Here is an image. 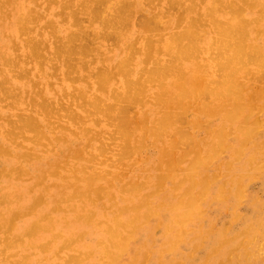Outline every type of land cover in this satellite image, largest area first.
Listing matches in <instances>:
<instances>
[{
	"label": "rangeland",
	"instance_id": "374dc122",
	"mask_svg": "<svg viewBox=\"0 0 264 264\" xmlns=\"http://www.w3.org/2000/svg\"><path fill=\"white\" fill-rule=\"evenodd\" d=\"M1 1H6V0H1ZM22 1V2H21ZM25 1V2H24ZM57 2H55V1H53V0H10V3H9V5L7 4V3H4V6L5 7H3L2 5V3H0V5L2 6L1 7V11L2 12H5V13H2V12H0V13H2V14H0V50H6V53L8 54V52H9V55H8V57H6L7 59L9 58V60H11V62H13V63H15V61L16 62H18V63H16V65L18 64V68H17V66H14L13 65V63H11V62H9V63H11V64H7V65H5V64H3V62H2V60L0 59V71L2 72H0V79L2 80H5V81H7V83L5 82V81H3V82H1L0 81V153H3L4 152V150L6 151L4 154H0V169L1 168H5L6 167V170H4V171H6V172H3V169L2 170H0V173H1V175H0V201H3L2 203H0L1 205H0V213H1V215H0V264H14V263H17L16 261H20L19 263L20 264H23L24 262L26 263V264H28L29 262L31 263V264H67V262H68V264H72L71 262H70V259H68V258H70V255H74V253L75 252H73L72 251V249H74V241H75V237H74V235H72V234H67V233H64V235H62V237L60 236V237H58L57 238V241L55 240V241H53V240H51L52 239V235H55L56 234V230H55V232L54 231H50V232H44V233H41V237H42V239H41V241L40 242H38L37 243V245H35V247H24V244H22V242H24V241H28L29 240V237L30 236H28V235H26V234H28V233H30V230H33V229H31V228H34V227H36V226H34L36 223H38L39 222V225H41V227L42 226H44V225H46V222H48V220L46 219L45 221H42V219H44V216H47L48 218H49V216H51V218L50 219H52L53 220V218L55 219V218H57V217H61V213H65V214H68V216H69V218L70 219H73V221H77L78 220V218L79 217H81V218H79L80 220H78V222H80L81 224H83V227H82V229L81 230H79V234H82V236H84L85 234H86V236L88 237V239L89 240H91V241H94V236H95V233H92L91 232V230L89 229V228H87V227H85V222L87 221V222H89L88 221V217H90L91 216V213H89V212H91V210H90V208L88 209V208H85V210L84 211H80V212H78V211H75V209H74V207H73V205H74V203L75 202H77L78 200H79V198H78V196H79V194H80V198H81V200H83L84 201V203H86V204H88V205H90V201H91V205L93 206V207H96V208H99V207H102L103 208V210H105L106 212H107V215H109V216H111L112 215V213H113V215H115V214H117L116 212H117V210H118V204H116L115 202V200H114V198L113 197H116L117 195H116V192L118 191V190H120L121 188L123 189V188H125V189H129L130 188V186H131V184H132V188L133 187H138L139 188V185L141 186V185H143V183H142V181L143 182H145L146 180V182H145V186L143 187L142 186V188H140L139 190H138V192H137V199L136 200H128V201H124L123 203H122V205L124 206V208H126V209H129V208H127L126 206H128V207H133V205H134V203L136 204L134 207H141L140 209H139V212H140V214L141 215H145L146 214V212H147V208H152V207H154V206H157L158 207V205H161L162 203H164V202H166L167 200H169V201H171V199L173 200V199H175L176 201H185L186 199H188L190 196H189V194L190 193H192L193 191H198L199 189H200V187H198L199 186V183H200V178H204V176L207 174V176L209 177H207L206 176V179H204V180H206V181H208V182H212V179H213V181H214V178H215V175H217V176H219L220 174V176H222V179H221V182L220 183H222V184H224V182H225V184H228V186H227V189H230L231 190V188H232V186L234 185V183H236V181L235 180H237V178H239V176H242L243 178L244 177H246L245 175H248V178L249 179H251L252 178V175H253V172H252V170L254 169V164H252L251 162H250V159L249 158H252V156L253 155H256V154H258L259 152H260V150H263L264 151V114L261 112V110H263V108L260 106L259 107V109H258V113L259 114H257L258 115V120L260 121V122H263V124H262V136H260V137H258V138H256L254 141H252V143H251V141H249V144H246V147L244 148V150H243V155H242V157H240L238 160L235 158L236 157V155H235V153H236V150H235V146L233 147V146H230V148H229V150L226 152V153H228V154H223L221 157H215L218 161H216L215 159H214V161H213V164H208L207 166L208 167H206V169L205 170H202L201 172L200 171H197V172H195L196 174H194L193 172H194V163H195V161H196V159H203V158H206L207 157V159L208 158H211L210 157V155H213L214 153H216L215 152V150H216V142H217V140H218V138L220 137V135L223 133V132H221L222 130L221 129H223V131L225 130L224 128H229V130H230V128L231 127H229L230 125L229 124H227L228 122H227V118L224 116L225 114H227V112H228V109L230 110V108H231V106H232V101L230 100V99H225L224 100V102H221V101H223V100H221L220 102L218 101L219 99H215V96L214 95H211L208 99L211 101L210 103H209V101H208V99H207V101H205V100H202V103H201V101H199V99L197 98V99H194V100H192L193 102H195V103H193L192 101L189 103V102H187V101H184V103L186 102V104H185V107L187 106V108L186 109H184V110H186L187 111V113L189 114H186V112H184L183 111V113L181 114L180 113V115H179V113H178V115H177V117H178V119H175V120H173V122H179V120L181 119L180 117H182V119L180 120V123H178V125H177V127L175 126V125H169V126H171V127H169V126H167V127H165V125H167V124H163L164 122H166V120L167 121H170L171 119L170 118H168V119H166L167 117H166V114H168L169 112L171 113V112H174V110L173 109H175V108H173V109H171V108H167V106L169 107L170 105H168L171 101V103H173V107H175V104H179V106L180 107H183L184 106V104H182L183 102H176L175 104H174V102L175 101H173V100H171L172 98H170L168 95H170L171 96V94H172V96L174 95V96H176V100H180V97H177L179 94H182V92L180 93V91H182V90H180V91H178V89H177V87H174L175 85L173 84L172 85V79L170 78L169 79V81H168V83H169V85H164L165 86V88L164 89H168L169 90V92H167V91H164V89H163V93L161 92V91H159L160 89L158 88V86H157V82H156V80H155V77L153 78V76H155V61H156V57H155V55L153 56V58H155V61L153 62L152 61V59H147V52L149 53L150 52V49H154V50H156V46H154L153 44H156V43H152L151 44V46H149L148 48H146L145 46H146V44H148V42L144 39V36H146V31H148L149 30V28H147L146 30H145V28H144V26L146 25L147 27H149L148 25H150V24H148L149 23V21H147V20H150L151 19V16H153V15H151V14H154L155 15V13L157 14V13H162V12H165L166 14H167V10H168V7L166 8V5H169V9H170V11L168 12V16L169 17H165L164 19H162V21H160V23H161V29H160V33H158L157 34V37H156V41H160V43L161 42H167V41H169V39L167 38V37H169L172 33L174 34V32L176 33V31L178 32V31H180L181 29H182V27L180 26V18L182 17V15H183V13H184V11H181V10H184V8H181V7H183V6H189V5H192V6H195L196 7V9H197V11H195V13H193L194 15H195V17H201V16H199L198 15V11H201L202 10V7H203V4H202V2L200 3V0H189L188 2H186L185 1V3L186 4H181V6H176V7H180V8H178V9H176V7L174 8L172 5V0H168V2H167V0H161L160 2H158L157 0H153V2L150 0V2L151 3H149L150 4V6L148 5V2H149V0H147V2L145 3V4H143V1L144 0H141L142 2H139L140 0H136L137 2H136V4H134V5H132L133 3H131V5L133 6V8L132 9H134L133 11H132V9H131V6L130 7H128L129 9H131L130 11L129 10H126L127 12L124 14V16H126V18L125 19H127L126 20V23L124 22V26L126 25V27H128V28H130V29H128V30H130V35L127 37V39H128V41H129V43L131 42V47H130V50H131V53H132V51H137V52H135L136 54H134L133 56H132V58H134L133 60L135 61V71L137 70H140L143 74H140L141 75V82L142 83H146V85H149V86H146L145 85V87L143 88L144 90H141V91H139V89H137L136 91H133L131 88H130V91L132 92V93H134V94H131V92L129 91V89H127L128 91H129V96L128 95H126L124 92V90H123V87H121L122 85V83L121 82H123V76L126 74L124 71H121V70H116L120 65H118L119 64V61L121 62L122 61V58H124V57H126L125 56V53H121V52H119L120 51V49L118 50V52H117V57H115L112 61H110L109 63L108 62H106V60H103L104 62L102 63L101 61V59H94L95 61L94 62H89V69H88V71H84V72H77L78 74L76 75V72L74 73V77H76V76H78L79 74H81V73H84L83 75L84 76H86L87 77V81H86V79H82V80H79L78 81V79H75L73 76H69L68 75V72H69V74H71L70 72L72 71L70 68H71V64H69V65H67V63H65V61H67V56H70V58L72 57V56H77V55H74L73 54V52H74V50L75 49H69L68 51L69 52H71V54L69 55V52H64V53H62V54H57L56 53V49H57V47H56V44L59 46V43L58 42H60L61 41V43L60 44H65L66 42H67V39H68V42H67V45H73L74 46V39H71L70 37H71V35L73 34V32H79V30H80V27H78L79 29L77 30V26L80 24L79 22H77V20H78V18H77V16L76 15H78L79 17H81V20H80V18H79V20L78 21H80V22H82L81 23V27L83 26V31H87V34L89 33V34H93V35H89V40L90 41H93V42H96L97 44L102 40V38L100 37V36H98L97 34H98V31L99 32H101L102 31V26H100L101 25V23H100V25H99V23H98V21L96 22L95 20H93L92 19V17H93V15H94V17H95V15H97V14H95V8H94V5H91V7H90V9H89V6L88 7H86L87 5H85V4H87V2H89L88 4H94L93 2H95V0H92V3H91V1L90 0H70L72 3H74L73 5H71V6H69L68 8H67V6L68 5H70L71 3H70V1H69V3L70 4H68L67 2H68V0H56ZM60 1V2H59ZM65 1H67V2H65ZM78 1H80V2H78ZM85 2L86 1V3H82V2ZM135 0H132L131 2H134ZM164 1H166V2H164ZM180 1V0H179ZM190 1H192L191 3H190ZM9 2V1H8ZM20 2V3H19ZM50 2H52V3H50ZM64 2H65V4H64ZM97 2H98V0H97ZM177 3V0L175 1V0H173V3L174 4H176ZM197 2V3H196ZM76 3H77V5H76ZM96 3V2H95ZM159 3H161L160 5H158ZM170 3V4H169ZM196 3V4H195ZM31 4V5H30ZM48 4V5H47ZM61 4H63V6L61 5ZM116 4V5H115ZM120 4L121 3H117V2H114V4L112 5V7H116L115 9H116V11H119L120 10V8L122 7H119L118 8V6H120ZM124 3H122L121 5H123ZM142 4V5H141ZM148 6H147V5ZM155 4V9L153 8L154 5ZM166 4V5H165ZM172 4V5H171ZM189 4V5H188ZM195 4V5H194ZM201 4V5H200ZM23 5V6H22ZM65 5H67V6H65ZM75 5V6H74ZM82 5H84V7H85V9H83L84 7L82 6ZM96 5V4H95ZM128 5H130V2H128ZM127 5V6H128ZM153 7H152V6ZM158 5V6H157ZM14 6V7H13ZM19 6V7H18ZM22 6V7H21ZM65 6V7H64ZM79 6V7H78ZM127 6H126V8H127ZM144 6H145V8H144ZM162 6H164L165 7V9H163L164 7H162ZM173 7V10L171 9L172 7ZM72 7V8H71ZM76 7V8H75ZM81 7H82V12H81V14H75V12L76 13H80V11H81ZM162 7V8H161ZM7 8V9H6ZM22 8V9H21ZM31 8V9H30ZM68 9V11H67V9ZM71 8V9H70ZM74 8V9H73ZM88 8V9H87ZM127 8V9H128ZM141 8V9H140ZM144 8V9H143ZM159 8V9H158ZM8 9H9V11H8ZM76 9V10H75ZM118 9V10H117ZM175 9L177 10L176 12H178V14L175 12ZM199 9V10H198ZM78 10H80V11H78ZM93 10H94V12H93ZM162 12H161V11ZM181 12V14L179 13V11ZM20 11V12H19ZM29 12V14H30V11H31V13L32 14H28V13H26V12ZM34 13H33V12ZM72 11H73V13H72ZM86 11V12H85ZM129 11V12H128ZM68 12H70V15L69 14H67ZM87 12H91V14H93V15H91L90 16V14L89 13H87ZM93 12V13H92ZM172 12V13H171ZM183 12V13H182ZM11 14V15H6V14ZM26 13V14H25ZM47 13V14H46ZM84 13L86 14V15H84ZM107 13V12H106ZM105 13V14H106ZM175 13V14H174ZM200 13H202V11L200 12ZM21 14H25V15H27V16H29V17H26V19H24L23 17L25 16H23V15H21ZM36 14H37V18L35 19L34 17L36 16ZM39 14H41L42 15V17H41V15L39 16ZM46 14V15H45ZM50 14V15H49ZM67 14V15H66ZM73 14H75L74 16H75V18L76 19H74V16H73ZM83 14V15H82ZM177 15V16H176ZM202 15V14H201ZM8 16V17H7ZM45 16V17H44ZM50 16V17H49ZM68 16V17H67ZM73 16V17H72ZM84 16V17H83ZM87 16V17H86ZM114 16H116V14L114 13ZM20 17H22V18H20ZM40 17L42 18V19H40ZM43 17H44V19H43ZM147 17H149V18H147ZM19 18V19H18ZM28 18V19H27ZM39 18V19H38ZM65 18H67L66 20H65ZM72 18L74 19V20H72ZM179 18V19H178ZM21 19H24L23 21L21 20ZM30 19H34V21L35 22H33L32 23V20H30ZM38 19V20H37ZM51 19H53V21L51 20ZM62 19H64V22H62ZM147 19V20H146ZM17 20V21H16ZM28 20H30V21H28ZM46 22H45V21ZM51 20V21H50ZM72 20V21H71ZM143 20H145V22L143 21ZM26 21H28V22H26ZM50 22V24H53L52 26L55 28V26H56V28H55V30H58V32H57V34L55 35V36H57V38L54 36V37H52L53 36V34H51V33H48V32H50V30H52V26L48 23V22ZM55 21V22H54ZM56 21H58V22H56ZM142 21V22H141ZM176 21L177 22H179V23H177L176 24ZM17 22V23H16ZM26 23L27 25L26 26H29L28 28L27 27H23V23ZM30 22V23H29ZM36 22H37V24H36ZM144 22V23H143ZM61 24V26H60V24ZM65 23V24H64ZM70 23V24H69ZM73 23H75L74 25H73ZM77 23H78V25H77ZM142 23V24H141ZM14 24H16V25H14ZM18 24H21V26H19ZM44 24H45V26H44ZM47 24H49L51 27H49V25H47ZM64 24V25H63ZM72 24V25H71ZM144 25V26H143ZM177 25V26H176ZM18 26H19V29H18ZM34 26V27H33ZM41 26H43L42 28H41ZM60 26V27H59ZM75 26V27H74ZM101 28H100V27ZM205 26L206 27H212V25H210L208 22H207V24L205 23ZM20 27H22V30L23 31H21L20 30ZM44 27H46V28H44ZM60 29H59V28ZM176 27H177V29H176ZM15 28H17V29H15ZM27 31V34H29L28 36L29 37H27L26 38V36H27V34H25V36L24 35H21V34H24L26 31L24 30V29ZM32 28V29H31ZM34 28V29H33ZM41 28V29H40ZM49 28H51L50 30H49ZM153 28V27H152ZM31 29V30H30ZM44 29V30H43ZM81 29V30H82ZM101 29V30H100ZM144 29V30H143ZM11 30V31H10ZM30 30V31H29ZM33 30V31H32ZM40 30V31H39ZM62 30V31H61ZM6 31V32H5ZM30 33H29V32ZM38 31V32H37ZM48 31V32H47ZM61 31V32H60ZM4 32V33H3ZM11 32H13L12 34H11ZM20 32V33H19ZM21 32H23V33H21ZM41 32V33H40ZM52 32V31H51ZM154 32H156V31H154ZM9 33V34H8ZM39 33H40V35H39ZM20 35V37H22V38H20L19 37V35ZM46 34V35H45ZM4 35V36H3ZM7 35V36H6ZM86 35V34H85ZM101 35V34H100ZM32 36V37H31ZM59 36V37H58ZM87 36V35H86ZM173 36V35H172ZM37 38V40L38 39H40L41 40V44L39 43L40 42V40H38V43L40 44V46H39V44H38V46H37V44L33 41L32 43H35L36 44V46L37 47H39V48H37V49H40V48H42V50H43V52H42V50L40 49V52L42 53V57L41 58H43L42 60H44V62H43V64H42V62H41V59H40V57L39 58H36L37 59V63H35V58H31V57H33V55H31V49H33L34 50V45L35 44H33L32 45V43H31V46H29L28 45V42H27V40H25V39H29V38ZM93 37H95V41L93 40ZM45 38H46V40H45ZM53 38V39H52ZM54 38H56L55 40L56 41H58V42H56V44H53L55 41H53L54 40ZM58 38H59V40H58ZM12 39V40H11ZM22 39V40H21ZM44 39V40H43ZM73 41V44L71 43V44H69L70 42L69 41H71V40ZM13 40L15 41V43L17 44V45H15L14 43H12L13 42ZM19 40V41H18ZM76 40V44H75V46H77L78 44L80 45L81 44V42H79V39H75ZM78 40V41H77ZM22 41V42H21ZM27 43H26V42ZM46 41V42H45ZM66 41V42H65ZM156 41H154V42H156ZM26 44H25V43ZM53 42V43H52ZM63 42V43H62ZM79 42V43H78ZM103 42V41H102ZM43 43H45V44H48L47 45V49H46V46H45V44H43ZM110 41H107V44H106V46H104L103 48V50L105 51H108V48H109V46H111L110 44ZM113 44H115L114 42H112ZM11 44V45H10ZM24 44V45H23ZM5 45V46H4ZM14 45V46H13ZM42 45H44V46H42ZM55 46V48H54V46ZM78 45V46H79ZM17 46V50H15V47ZM81 46V45H80ZM82 46H83V44H82ZM153 46V47H152ZM12 47L14 48V50L12 49ZM45 48V49H44ZM123 48L125 49V46H123ZM146 48V49H145ZM145 49V50H144ZM214 49V50H213ZM153 50V51H154ZM211 50L213 51H210V53L211 54H209V56L208 55H206V57L205 56H200V58H199V61H198V64L200 65V68H199V71L198 72H196V70H195V72L193 71V72H189V71H187L185 74H187L188 75V80H185L186 78H184V81H185V86L188 84V86H195V87H198L196 90L198 91L199 90V87H200V91H202V92H200L199 94H204V92H205V90L206 89H209L210 90V84H212L211 83V81L213 80V83H215L216 82V78H214L215 76H218L219 75V72L215 69L216 67H215V61H214V59H215V57H217L218 55H217V53H216V51L217 50H215V46L213 45L212 46V48H211ZM105 51V52H106ZM125 51H126V49H125ZM152 51V50H151ZM215 51V52H214ZM17 53V54H15V53ZM218 52V51H217ZM65 53H66V56H65ZM19 54V55H18ZM63 54H64V56H63ZM68 54V55H67ZM213 54V55H212ZM15 55H16V58H15ZM18 55V56H17ZM27 55H28V57H27ZM211 55V56H210ZM54 56H56L55 57V59L53 58ZM59 56H61L60 57V59H58V57ZM13 57V58H12ZM18 57H19V59H18ZM25 57V58H24ZM207 57H209V58H207ZM212 57V58H211ZM15 58V59H14ZM24 58V59H23ZM34 59V60H31V59ZM74 58V57H73ZM202 58H204L203 60H201ZM205 58H206V61L208 62H206L205 61ZM39 59V60H38ZM48 59H54V60H51V62L53 63V64H51L50 62H48V61H50V60H48ZM57 59V60H56ZM64 59H65V61H64ZM72 59V58H71ZM75 59V58H74ZM146 59H147V61L149 60V63L146 61ZM21 60H25L26 61V63H25V61L23 62V61H21ZM30 60H31V62H30ZM56 61H57V63H56ZM68 61H70L69 59H68ZM203 61V62H202ZM29 62V63H28ZM41 62V63H40ZM147 62V63H146ZM152 62V63H151ZM40 63V64H39ZM57 64L56 66L54 65V64ZM62 63H65V64H62ZM69 63V62H68ZM145 63L147 64V66L145 65ZM154 63V64H153ZM212 63V64H211ZM214 63V64H213ZM3 64V65H2ZM23 64V65H22ZM47 64H49V65H47ZM152 64H153V66H152ZM206 64H209V65H206ZM10 65H12L10 68H8ZM41 66V67H38V66ZM118 65V66H117ZM201 65H203V66H201ZM207 67H206V66ZM21 66V67H20ZM79 66H81V65H79ZM102 66H104L103 68H102ZM146 66V67H145ZM211 66V67H210ZM13 67H15V68H13ZM23 67H26V69H24ZM145 67V68H144ZM148 67V68H147ZM153 69H152V68ZM206 67V68H205ZM10 69V70H8V69ZM22 68V69H21ZM40 68V69H39ZM104 69V71H105V73H104V76H102V78H101V82H100V79L98 78V77H100L101 75H103L101 72V70L102 69ZM142 68V69H141ZM144 68V69H143ZM149 68H150V70L152 71H150L149 70ZM208 68V69H207ZM17 69V70H16ZM68 69H70V71H68ZM101 69V70H100ZM13 70H16V71H18V72H16V71H13ZM21 70V71H20ZM28 70V71H27ZM148 70V71H147ZM214 70H216V71H214ZM10 71H13V72H10ZM25 73H23V72ZM136 71V72H137ZM154 71V72H153ZM205 71V72H204ZM22 72V74L23 75H25L26 77H28V79H26L25 77L24 78H22L23 77V75H21L20 73ZM141 72H138V75H139V73H141ZM150 72H151V74H150ZM203 72V73H202ZM207 72H208V74H207ZM211 72V73H210ZM8 73H10V74H8ZM17 73V74H16ZM27 73V74H26ZM30 73V74H29ZM100 73V74H99ZM119 73V74H118ZM123 73H124V75H123ZM153 73V74H152ZM211 75H210V74ZM12 74H15V75H12ZM29 74V76H27ZM97 74H99L98 76H97ZM107 74V75H106ZM114 74H116V75H114ZM128 74V73H127ZM148 74H149V76H148ZM191 74H194L195 76L196 75H198L197 77H195V76H193V75H191ZM209 75V76H207V75ZM217 74V75H216ZM18 75V78H22L21 79V81H20V79H18L16 76ZM68 75V76H67ZM105 75L106 76H108V75H110V77L108 76V78L110 79L112 76V80L110 79V82L109 83H107V77H106V79H104V77H105ZM112 75V76H111ZM201 75L203 76V77H201ZM212 75H215V76H212ZM249 75V74H248ZM247 75V73H245V72H243V73H240L239 75H238V78H240L239 79V81H241L242 83V86H243V88H242V96H243V98H246V100H249L250 98H252L251 96H250V98H249V96L248 95H254L253 94V92L252 91H254V92H257L258 93V88H259V93L260 92H262L264 89H262V88H264V74H262L258 79H257V82H256V80L255 79H250V77ZM11 76V77H10ZM21 76V77H20ZM96 76H97V78H96ZM114 76H116V77H114ZM149 78H148V77ZM193 76V77H192ZM206 76V77H205ZM211 76V77H210ZM4 77V78H3ZM70 77V78H69ZM73 77V78H72ZM143 77V78H142ZM152 77V78H151ZM191 77V78H190ZM199 77L203 80L204 78L207 80H203V81H201V83H198V81H196L195 83H192V81H194V79L195 80H199V82H200V80L201 79H199ZM209 77V78H208ZM242 77V78H241ZM263 77V78H262ZM10 78V79H9ZM247 78V79H246ZM6 79H8V80H6ZM30 79V80H29ZM70 79H72V80H76L75 81V83H74V81H73V84H72V81L70 82L69 80ZM142 79H146L145 81L144 80H142ZM147 79H149V80H147ZM152 79V80H151ZM245 79V80H244ZM251 81V82H248L249 80ZM261 79V80H260ZM25 80L27 81V82H25ZM103 80V81H102ZM151 80V81H150ZM215 80V81H214ZM247 80V81H246ZM253 80H254V83H253ZM259 80V81H258ZM15 81H16V83H15ZM28 81H30V82H28ZM97 81H98V83H97ZM149 81V82H148ZM183 81V82H184ZM208 81L210 82V84L208 83ZM245 81V82H244ZM261 81H263L262 82V84H260V82ZM9 82V83H8ZM52 82V83H51ZM100 82V83H99ZM154 82V87L152 86L153 83ZM204 82H206V83H204ZM244 82V83H243ZM32 83V84H31ZM105 83H107L106 85H107V87L105 88L104 87V92H103V94L102 95H99L100 96V99H102V100H107V103H110L112 106H111V108H107V107H105V104H103L102 106L105 108H103V107H100V108H97V109H94L95 111H92V110H89V109H92V103H93V101H92V99H93V95H92V93H93V91H96V88L97 87H100L101 85V87H103V85L104 86H106L105 85ZM152 85H151V84ZM187 83V84H186ZM190 83V84H189ZM209 84V85H207V86H205L206 84ZM246 83V84H245ZM253 85H252V84ZM256 83V84H255ZM2 84V85H1ZM19 84V85H18ZM22 84V85H21ZM24 84H25V86H24ZM34 84V85H33ZM74 86V88H73V86ZM100 84V85H99ZM114 84V85H113ZM156 84V85H155ZM194 84V85H193ZM255 84V85H254ZM259 84V85H258ZM51 85V86H50ZM79 85V86H78ZM96 85H98V86H96ZM248 85V86H247ZM113 86V87H112ZM176 86H177V84H176ZM254 86V87H253ZM16 87V88H15ZM20 87V88H19ZM38 87V88H37ZM76 87V88H75ZM115 87H117V88H115ZM249 87V88H248ZM251 87V88H250ZM4 88V89H3ZM171 88V89H170ZM257 88V89H256ZM1 89H3L4 91H2ZM15 89V90H14ZM75 89H77L78 91L80 90V96H79V93H77L78 91L77 90H75ZM82 89H84V91L82 90ZM113 89V90H112ZM117 90V92H115L116 90ZM250 89H252V90H250ZM260 89H262V91H260ZM72 90H74V92L72 91ZM99 90H100V88H99ZM112 90V91H111ZM120 91V93L122 94H118V92ZM196 90H192L193 92V94H196L197 93V91ZM203 90H204V92H203ZM209 90H206V91H209ZM248 92H247V91ZM2 91V92H1ZM81 91H83V92H81ZM86 91H89V92H86ZM92 91V92H91ZM114 91V94L116 93V95H114L112 92ZM138 91V92H137ZM142 91H143V93H144V96H143V94H142ZM155 91H157V92H159V93H157V92H155ZM7 93V94H5V96L3 97V95H4V93ZM27 92V93H26ZM77 93L76 94V96H78L79 98L77 99V101L79 102V101H81V102H79V104H82V105H80V106H77V107H75L76 106V104H73V103H71L70 102V99H74L75 98V96H74V94L73 93ZM111 92V93H110ZM161 92V93H160ZM164 92H166V95H165V93ZM179 94H178V93ZM36 93V94H35ZM123 93H124V96H123ZM137 93V94H136ZM153 93H157L158 95L159 94H161V95H163L162 97H160L159 99H161V104H160V100L157 98V97H159V96H161V95H155V94H153ZM175 93H177V95H175ZM262 93H264V91L262 92ZM8 94H9V96H8ZM18 94H20V95H18ZM65 94V95H64ZM140 94V95H139ZM146 94V95H145ZM207 94H209V93H207ZM256 94V93H255ZM14 96V98H17V101H16V99H11V97L10 96ZM29 95H31V96H29ZM35 95V96H34ZM64 95V96H63ZM96 95H98V93L96 94ZM119 95H121L120 96V99H119ZM131 95V96H130ZM137 95H139V96H137ZM148 95H150V97H148ZM155 95V96H154ZM165 95V96H164ZM33 96V97H32ZM71 96H72V98H71ZM92 96V97H91ZM110 96V97H109ZM157 96V97H156ZM2 97V98H1ZM8 97V98H7ZM65 97V98H64ZM112 97V98H111ZM132 97H135V98H137V97H139L140 99L142 98V97H144L143 98V101H141L140 99H138L137 98V101H136V99L135 98H132ZM148 97V98H147ZM151 97H154V99L153 98H151ZM168 97L170 98V99H168ZM128 98V99H127ZM132 98V99H131ZM203 98V97H202ZM217 98V97H216ZM86 99V100H85ZM89 99H90V103H88L89 102ZM116 99H119L120 101L119 102H117L116 101ZM124 99H126V100H128V101H130V103H131V105H130V107L132 108H129V110H125V106H127L126 104L128 103L129 104V102L127 101H125ZM147 99H149L150 101H152V102H148L147 101ZM158 99V100H157ZM164 99V100H163ZM201 99V98H200ZM112 100H114L115 102H113ZM122 100H124V101H122ZM139 100V101H138ZM228 100V101H227ZM15 101V102H14ZM72 101V100H71ZM85 103H84V102ZM145 101V102H144ZM155 101V102H154ZM226 101H227V103H226ZM51 102H53L52 103V105H53V110H52V105H51ZM69 102V103H68ZM125 102L126 104L125 105H123V103ZM135 102H139V104L141 103V104H143V106L142 107H140V105L138 104V103H136V104H133V106L134 107H136V108H134V107H132V103H135ZM203 102H206V104L204 103L203 104ZM231 102V103H230ZM59 103H60V105H59ZM62 103H63V105H62ZM68 103V104H67ZM87 103H88V105H87ZM113 103V104H112ZM119 104V106H118V104ZM122 103V104H121ZM156 103V104H155ZM158 103V104H157ZM163 103V104H162ZM166 103V104H165ZM197 103H199V104H197ZM209 103V104H208ZM44 104V105H43ZM71 104H73L72 106H71ZM85 104V105H84ZM153 104H155V105H153ZM165 104V105H164ZM190 105L189 107H188V105ZM195 104V105H194ZM210 104H212V105H210ZM214 104H215V106H214ZM221 105V106H218V105ZM229 104H231V106L229 105ZM260 104V103H259ZM43 105V106H42ZM49 105H51V107L49 106ZM117 105V106H116ZM161 105H162V107L163 108H160L161 107ZM176 105V107H178ZM193 107H192V106ZM207 105H210L209 106V108H208V106ZM55 106V107H54ZM62 106H63V108L64 107H66V110H68L69 112H65L66 110H64V109H62L63 111H61L60 112V109L62 108ZM122 106H123V108L124 109H122ZM150 106V107H149ZM47 107L49 108V109H47ZM68 107H71V110H70V108L69 109H67ZM156 107V108H155ZM171 107V106H170ZM184 107V108H185ZM195 107H200V108H202V110H204V111H206V109H207V111L205 112V113H203L202 114V110L200 109H198V108H195ZM217 107V108H216ZM224 107H227V109L225 108L224 109ZM56 108H57V111H56ZM72 108H73V110H72ZM119 108V109H118ZM143 108H145V109H143ZM204 108V109H203ZM206 108V109H205ZM213 108V110L212 111H214V113H215V108H216V114H214L213 112L211 113V111H210V109H212ZM223 109V111H222V109ZM247 108V107H246ZM262 108V109H261ZM87 109V110H86ZM112 109H114L113 111H112ZM133 110V111H135V112H137V113H132V111L131 110ZM189 109H191L190 111H189ZM194 109H198L197 111H195ZM218 109H220V110H218ZM245 109V108H244ZM48 110V111H47ZM50 110H52L53 112H55V114L53 113V112H50ZM98 110V111H97ZM100 110V111H99ZM107 110V111H106ZM108 110H110V111H108ZM116 110L118 111V112H120V113H118V112H116ZM120 110V111H119ZM122 110V111H121ZM138 110V111H137ZM140 110H143V112L142 111H140ZM47 111V112H46ZM70 111H71V115L74 113V115H72L73 116V118L72 117H70L69 116V114H70ZM85 111L88 113H85ZM91 111V112H90ZM106 111V112H105ZM124 111V113L122 114L121 112H123ZM140 111V112H139ZM156 111H157V113H156ZM193 111V112H192ZM202 111V112H201ZM58 112V113H57ZM63 112V113H62ZM96 112H98V113H96ZM102 112L104 113L103 115H105V116H103L102 115ZM108 112L109 113H111V114H109L108 115ZM115 112V113H114ZM128 113V114H130L129 115V118H128V114L126 115L125 113ZM129 112H131V113H129ZM139 112V113H138ZM199 112V113H198ZM200 112H201V114H200ZM219 112V113H218ZM49 113V114H48ZM51 113V114H50ZM57 113V114H56ZM68 113V114H67ZM96 113V114H95ZM105 113H107V114H105ZM196 113V114H195ZM197 113H198V115H197ZM207 113H208V115H207ZM225 113V114H224ZM31 114V115H30ZM92 114H94V116L92 115ZM120 114V115H119ZM137 114V115H136ZM148 114V115H147ZM184 114H186V117L185 116H183ZM206 114V115H205ZM213 114V115H212ZM65 115H67V116H65ZM87 115V116H86ZM90 115H92V117L90 116ZM127 116L126 118H128V119H126V125L125 124H122L121 125V123L123 122V120H125L124 118H125V116ZM165 117H164V116ZM182 115V116H181ZM196 115V116H195ZM201 115V116H200ZM203 115V116H202ZM216 115V116H215ZM52 116V117H51ZM65 116V117H64ZM69 116V117H68ZM77 116V117H76ZM81 118H80V117ZM95 116H96V118L97 119H95ZM110 116H111V118H110ZM158 116V117H157ZM160 116V117H159ZM193 116V117H192ZM211 116V117H210ZM213 116H215V117H213ZM223 116L225 117V118H223ZM263 116V117H262ZM23 117V118H22ZM27 117V118H26ZM56 117V118H55ZM68 117V118H67ZM74 117L76 118V119H74ZM107 119H106V118ZM121 118V120H120V118ZM124 117V118H123ZM145 117H148V120H147V118H145ZM162 117V119H166L164 122H161V125H160V123L158 124V118H161ZM184 117V118H183ZM199 117V118H198ZM213 117V118H212ZM25 118V119H24ZM60 118V119H59ZM70 118V119H69ZM94 118V119H93ZM115 120H114V119ZM140 123H138L137 121H135V119ZM145 119V121H144V123H143V120ZM187 118H188V120H187ZM194 118V119H193ZM223 118V119H222ZM35 119V120H34ZM75 120V121H71V120ZM77 119H78V121H77ZM80 119H82V121L80 120ZM99 119V120H98ZM105 119V120H104ZM112 119V120H111ZM130 119V120H129ZM134 119V120H133ZM156 119V120H155ZM98 120V121H97ZM101 120V121H100ZM107 120H109V122L107 121ZM115 122H114V121ZM117 120V121H116ZM133 122H132V121ZM154 120L155 121H157L156 122V124H155V122H154ZM182 120H184V121H182ZM201 122H199V121ZM211 120H214V121H211ZM223 120V121H222ZM26 121V122H25ZM34 121V123L32 124L31 122H33ZM36 121H38V124H37V122ZM81 121V122H80ZM113 121V122H112ZM131 121V123H129ZM142 121V122H141ZM182 121V122H181ZM186 121L188 122V124L185 126V124H186ZM192 123V126H191V123ZM207 121H209V122H207ZM57 122V123H56ZM74 122V123H73ZM83 122V123H82ZM138 123V124H135V123ZM147 124H146V123ZM151 122V123H150ZM199 124H201V125H199ZM207 122V123H206ZM221 122V123H220ZM28 123V124H27ZM48 123V128L46 127L47 125H45V124H47ZM50 123V124H49ZM53 123V124H52ZM76 123V124H75ZM113 123V124H112ZM127 123H129V124H127ZM134 123V124H133ZM190 123V124H189ZM194 123V124H193ZM202 123H204V125H202ZM220 123V124H219ZM73 124V125H72ZM77 124L79 125V126H77ZM120 125V128H119V125ZM131 124V125H130ZM141 124H144V130H145V128L146 129H149L148 127H150V129L149 130H143L141 127H143V125H141ZM146 124V125H145ZM162 124H163V126H162ZM169 124V123H168ZM224 124V125H223ZM20 125H23V126H20ZM28 125H30V126H28ZM33 125V126H32ZM37 125H38V128H36L37 127ZM54 126V128H52L51 126ZM111 125H114V126H111ZM115 125H116V127H115ZM128 125H129V127H128ZM159 125V126H158ZM181 125V126H180ZM182 125H184L183 127H182ZM215 125V126H214ZM220 125V126H219ZM62 126V127H61ZM124 128H123V127ZM130 126H131V128H130ZM137 126H139V129H138V127ZM154 126V127H153ZM158 126V127H157ZM161 126V127H160ZM182 128H180V127ZM199 126V127H198ZM208 126V127H207ZM217 126V127H216ZM224 126V127H223ZM22 127H24V128H22ZM29 127V128H28ZM51 127V128H50ZM64 127V129H62ZM68 127V128H67ZM78 127H80V128H78ZM122 127V128H121ZM127 127V128H126ZM135 127H137V129L135 128ZM163 127H165L166 129V131L165 130H162V129H164ZM173 127H175V128H173ZM211 127V128H210ZM43 129L42 130V135H43V132H45L44 133V136H46L45 134H47V138L46 139H49L48 141H50V143L47 141V140H45L44 138V136H43V138H40V137H42L41 135H39V133H40V130L38 131L39 133H36V132H33V130H35V129ZM47 128V129H46ZM50 128V129H49ZM88 128L90 129V131L88 130ZM119 128V130H116V129H118ZM126 128V129H125ZM132 128H134L135 130H131ZM151 128H152V131H151ZM158 128V129H157ZM186 128V129H185ZM200 128L202 129L201 131H199L200 130ZM218 128V129H217ZM31 129H33V130H31ZM52 129V130H51ZM84 129V130H83ZM87 129V130H86ZM113 129V130H112ZM131 131H130V130ZM157 129V132H159V133H157V132H155V130ZM176 129V130H175ZM181 129V131H184V133L183 132H176V131H179V130ZM208 132L209 131V133H207L205 130ZM208 129V130H207ZM213 129V130H212ZM216 131H215V130ZM27 130V131H26ZM47 130V131H46ZM53 130L55 131V132H53ZM70 130V131H69ZM72 130V131H71ZM73 130L76 132H73ZM80 130V132H78ZM81 130H83V131H81ZM103 130V131H102ZM116 130V131H115ZM125 130V131H124ZM139 130V131H138ZM160 130H161V132H163V131H165V132H163V133H160ZM175 130V131H174ZM195 130V131H194ZM221 130V131H220ZM29 131H31V132H29ZM102 131V132H101ZM116 133H115V132ZM118 131V132H117ZM119 131H120V133H119ZM123 133H122V132ZM132 132L131 134H129L130 132ZM154 131V132H153ZM169 131V132H168ZM217 133V134H215V132ZM52 132H53V134H52ZM75 133L76 135H79V136H73L71 133ZM98 132L100 133V135L98 134ZM112 132V133H111ZM147 133V135H146V133ZM166 132H167V136H165V134H166ZM187 132V133H186ZM190 132V134H188ZM212 132H214V133H212ZM31 133V134H30ZM83 133V134H82ZM145 133V134H144ZM179 133V134H178ZM181 133V134H180ZM186 133V134H185ZM198 133V134H197ZM210 133H212V134H210ZM218 133L220 134V135H218ZM22 136H21V135ZM114 134H115V136H114ZM125 134H126V136L127 137H125ZM138 134H140V135H138ZM150 134V135H149ZM153 134V135H152ZM157 134V135H156ZM159 134H162V135H159ZM169 134H171V135H169ZM173 134V135H172ZM174 134H176V135H174ZM188 134V135H187ZM9 135V136H8ZM33 135H34V137H33ZM35 135H37V136H39L38 138L39 139H37V136H35ZM52 135V136H51ZM61 135H62V137H61ZM63 135H64V137H65V142H64V138H63ZM96 135V136H95ZM105 135V136H104ZM111 135V137H109V136ZM114 137H113V136ZM142 135H146V139H144V143L143 142H141V139L143 140V137L144 136H142ZM158 135H159V139L160 140H158V139H156V137L155 136H157V138H158ZM178 135L180 136V137H178ZM185 135H186V139L184 138L185 137ZM212 135V136H211ZM215 135V136H214ZM16 136V137H15ZM18 136V137H17ZM119 138V139H115V138H117V137ZM131 136V138H130V140H129V137ZM140 137V139H139V137ZM153 136H154V139H156V140H154L153 141ZM181 136H183V137H181ZM197 136V137H196ZM20 137V138H19ZM31 139H30V138ZM59 138L60 140H58L57 138ZM61 137V138H60ZM67 137V138H66ZM73 137V138H72ZM78 137V138H77ZM92 137V138H91ZM98 137V138H97ZM133 137V138H132ZM137 138V141L138 142H136V138ZM189 137V138H188ZM195 137V138H194ZM218 137V138H217ZM56 138V139H55ZM70 138V139H69ZM72 138V139H71ZM90 138V139H89ZM108 138H109V140H108ZM124 138V139H123ZM127 138V139H126ZM163 138V139H162ZM169 138L171 139V140H169ZM177 139V140H175V139ZM183 138H184V140H183ZM190 138H192V139H190ZM203 138H205V139H203ZM17 139V140H16ZM24 139V140H23ZM29 139V140H28ZM33 139V140H32ZM34 139L36 140V141H40V139H41V142L40 143H37V142H35L34 141ZM93 139V140H92ZM96 139V140H95ZM99 139V140H98ZM111 139V140H110ZM114 139H115V141H114ZM150 139V140H149ZM152 139V140H151ZM183 140V142H182V140ZM202 139V140H201ZM207 139V140H206ZM25 140H27V141H25ZM30 140H32L31 141V143H30ZM55 140H58V141H55ZM88 140H89V142H88ZM101 140H104V141H102L101 142ZM115 142V143H117V144H114L113 145V141ZM122 140V141H121ZM130 141V144H128L129 143V141ZM190 140H192V141H190ZM263 140V141H262ZM47 141V142H46ZM100 143H99V142ZM112 141V142H111ZM174 141H176V142H174ZM177 141H178V143H177ZM181 141V142H180ZM194 141V142H193ZM239 141V140H238ZM15 142V143H14ZM20 142H21V145H23L24 147L23 148H20ZM63 144H62V143ZM103 142H105V143H103ZM122 142H124V143H122ZM126 142V143H125ZM128 142V143H127ZM141 142V143H140ZM152 144H151V143ZM184 142H186L187 144H185ZM191 142H192V144H191ZM199 142V143H198ZM202 142V143H201ZM240 143H241V141H239ZM257 142H259L260 144H263V146H259V143H257ZM261 142H263V143H261ZM11 143V144H10ZM46 145V144H48V145H44V144ZM53 143H54V145H53ZM88 143H89V145H88ZM91 143V144H90ZM99 143V144H98ZM109 143V144H108ZM132 143V144H131ZM133 143H135L136 144V146H138V147H134L135 146V144H133ZM139 143V144H138ZM142 143H143V146L145 147H143L142 148ZM150 143V144H149ZM170 143V144H169ZM171 143H173V144H171ZM188 143H189V145H188ZM213 143H215V145L213 144ZM35 144H37V145H35ZM41 144V145H40ZM50 144H52V145H50ZM102 144H104L106 147H103L102 146ZM120 144H122L121 146H120ZM145 144V145H144ZM175 144H178V147L177 148H175L176 150H174L173 152H172V150H173V148L175 147V146H177V145H175ZM180 144V145H179ZM205 144V145H204ZM211 144V145H210ZM256 144V145H255ZM15 145V146H14ZM17 145V146H16ZM87 145V146H86ZM110 145L111 146V150L109 149V147L108 146ZM125 145V146H124ZM128 145H131V147H134V148H131V147H129ZM147 145H150V147L149 146H147ZM157 145V146H156ZM184 145V146H183ZM188 145V146H187ZM212 145H214V147H212ZM238 145H240V144H238ZM243 145V143H241V146ZM25 146L27 147V148H25ZM43 148H42V147ZM45 146V147H44ZM49 146V147H48ZM58 146V147H57ZM68 146V147H67ZM99 146V147H98ZM146 146H147V148H146ZM170 146V147H169ZM174 146V147H173ZM207 146V147H206ZM240 146V147H241ZM250 146V147H249ZM15 147V148H14ZM22 147V146H21ZM54 147V148H53ZM65 149H64V148ZM67 147V148H66ZM84 147V148H83ZM98 147V148H97ZM115 147V148H114ZM117 147V148H116ZM154 147V148H153ZM173 147V148H172ZM190 147V148H189ZM197 147V148H196ZM239 147V148H240ZM31 148V150H27V149H30ZM34 148V149H33ZM53 148V149H52ZM78 148L80 149V150H78ZM87 148V149H86ZM108 150H107V149ZM119 148V149H118ZM127 148L130 150V149H133V150H130V153H131V151H132V155L128 152V154L129 155H126V151H129V150H127ZM139 148V149H138ZM161 148V149H160ZM165 148H166V150H165ZM169 148V149H168ZM185 148V149H184ZM192 148H193V150H192ZM195 148V149H194ZM198 148H200L201 150H200V153H199V149ZM213 148H215V150H213ZM256 148V149H255ZM22 149V151H20ZM48 149H49V151H48ZM51 149H52V152L53 153H51ZM100 149V150H99ZM103 151H102V150ZM118 149V150H117ZM122 149V150H121ZM125 149V150H124ZM157 149V150H156ZM190 149V150H189ZM210 149V150H209ZM212 149V150H211ZM234 151H233V150ZM253 149V150H252ZM33 150V151H32ZM35 150H36V152H35ZM100 152H99V151ZM106 150V151H105ZM119 150H120V153H119ZM137 150H139V151H137ZM152 152H151V151ZM156 150V151H155ZM171 150V151H170ZM184 150V151H183ZM189 150V151H188ZM194 151L193 153L195 154L196 153V155H193V153H192V151ZM12 151V152H11ZM107 151H108V153H107ZM162 151V152H161ZM166 151H167V153H166ZM170 151V152H169ZM197 151V152H196ZM203 151V152H202ZM204 151H206V152H204ZM213 151L214 153H211V152ZM238 151H239V149H238ZM251 151V152H250ZM253 151H255V153L253 152ZM27 152H30V153H32L30 156H32V157H28L27 158ZM42 152V153H41ZM45 152H48V153H45ZM59 152V153H58ZM97 152V153H96ZM98 152L99 153H101L100 155H102L103 154V152H105L104 153V156L105 157H103V156H100V155H98ZM109 152H111V153H109ZM122 152V153H121ZM126 152V153H125ZM138 152V153H137ZM139 152H141V153H139ZM173 154H172V153ZM189 153L187 156H186V153ZM191 152V153H190ZM231 152V153H230ZM10 153V154H9ZM19 153V154H18ZM91 155V156H89V154ZM107 153V154H106ZM118 153V154H117ZM123 153H125V154H123ZM165 153V154H164ZM169 153H171V155L174 157L173 158V160H174V163H176V164H174L172 161L173 160H171L172 158V156H170V154ZM15 154V156H13ZM44 154H46V155H44ZM75 154V155H74ZM94 154V155H93ZM96 154V155H95ZM111 154H112V156H111ZM140 154V155H139ZM168 154V155H167ZM185 154V155H184ZM208 154V155H207ZM231 154H232V156H231ZM237 154V153H236ZM250 154H252V155H250ZM23 155H26V156H24V157H26V158H23ZM35 155H37L36 157L38 158V159H35L36 157H35ZM38 155H39V157H38ZM56 155V156H55ZM85 155V156H84ZM122 155V156H121ZM125 155V156H124ZM184 156V157H182V156ZM200 155V156H199ZM215 155V154H214ZM4 156V157H3ZM8 156H10V157H8ZM13 156V157H12ZM18 156V157H17ZM42 156V157H41ZM53 156H54V158H53ZM59 158H58V157ZM74 156V157H73ZM79 156V157H78ZM81 156L82 157H84V158H81ZM88 156V157H87ZM117 156H119V158L117 157ZM120 156L121 157H123L124 158V160L122 159H120ZM129 158L130 156H132L131 157V159L130 160H128V159H126L127 157ZM151 156V157H150ZM161 156L163 157V160H162V158H161ZM195 156V157H194ZM237 156H238V154H237ZM72 157V158H71ZM78 157V158H77ZM90 157H92V158H90ZM97 157V159H99V160H96V159H94V158H96ZM99 157V158H98ZM108 157L109 158H111L112 157V161L111 162H109L110 161V159H108ZM116 157V158H115ZM134 157V158H133ZM148 157V158H147ZM199 157V158H198ZM224 157V158H223ZM229 157V158H228ZM33 160H32V159ZM55 158H56V160H55ZM58 158V159H57ZM81 158V159H80ZM107 158V159H106ZM135 158H137V159H135ZM139 158V159H138ZM160 158V159H159ZM187 158V159H186ZM234 158V159H233ZM8 159V160H7ZM13 159H15V160H13ZM22 159V160H21ZM24 159H27L28 161L26 162V161H23ZM67 159V160H66ZM72 159V160H71ZM75 159H77V161H75ZM79 159H80V161H79ZM90 159H93V160H91V161H93V162H91V161H89ZM147 159V160H146ZM184 159H186V160H184ZM219 159H221V160H219ZM232 159V160H231ZM32 160V161H31ZM50 160V161H49ZM61 160V161H60ZM74 160V161H73ZM102 160H104L103 162L105 163V164H102L103 162H102ZM107 160V161H106ZM115 160V161H114ZM127 160V161H126ZM132 160V161H131ZM134 160V161H133ZM136 160V161H135ZM140 160V161H139ZM159 160H162V161H159ZM168 160H171L170 162H171V164L173 165V167L172 168H175L174 167V165H176V168H178V169H176V170H183V171H177V173L176 174H179V176L181 177V175H182V177H181V179L180 180H177V181H175L174 179L173 180H171L173 177H171V175H173L174 174V172L172 173V168H171V164L168 166ZM175 160H179V163L178 162H175ZM182 160H184V161H182ZM227 160V161H226ZM234 160V161H233ZM243 160V161H242ZM30 161H31V163H30ZM53 161V162H52ZM59 161H60V163H59ZM73 161V162H72ZM85 161H87V162H85ZM95 161H96V163H95ZM121 161V162H120ZM164 161H168L166 164H167V167H165L166 166V164H165V162ZM181 161H182V163H181ZM193 161V162H192ZM226 163H225V162ZM20 164H19V163ZM45 162H47V163H45ZM51 162V163H50ZM56 162V163H55ZM69 163V164H67V163ZM77 162L79 163V164H77ZM101 162V163H100ZM113 162H115V164L113 163ZM130 162V163H129ZM134 162H137V164H135ZM139 162V163H138ZM150 162V163H149ZM160 162V163H159ZM223 162L225 163V166H224V164H223ZM237 162V163H236ZM12 165H11V164ZM13 163H17V164H13ZM37 163V164H36ZM55 163V164H54ZM60 164L59 166H60V168L58 167V170H57V167H55V165L56 164ZM76 163V164H75ZM85 163V164H84ZM110 163V164H109ZM119 163V164H118ZM123 163H125L126 165H128V166H123ZM146 167H144L142 164ZM149 163V164H148ZM157 163H158V165H160V167L158 168L157 166ZM216 163V164H215ZM244 163V164H243ZM252 165H251V164ZM3 164V165H2ZM43 164V165H42ZM52 164V165H51ZM57 164V165H58ZM64 166H63V165ZM87 164V167L85 166ZM93 164V165H92ZM102 164V165H101ZM114 164V167H112V165ZM188 164V165H187ZM192 164V165H191ZM194 164V165H193ZM228 164H231L230 166L228 165ZM247 164V165H246ZM22 165V166H21ZM31 165V166H30ZM37 165H39V166H37V169L35 168ZM71 165V166H70ZM74 165V166H73ZM82 166V167H78V166ZM88 165H89V167L91 166V169H93L94 170V172H95V170H96V172H98V173H100V175L97 173L96 174V176H95V173L94 172H92L93 170H89V167H88ZM116 165V166H115ZM140 165H142V166H140ZM178 165H180L181 167H179ZM187 165V166H186ZM215 165V166H214ZM217 165V166H216ZM240 165V166H239ZM249 165H251V167H253V168H251V167H249ZM14 166V167H13ZM67 166V167H66ZM94 166V167H93ZM101 166V167H100ZM102 166H104V167H102ZM164 166V167H163ZM187 168H186V167ZM220 166H221V168H220ZM17 167H19V170L18 169H16ZM25 167H27V168H25ZM47 167V168H46ZM76 167V169H78V170H76V169H73V168H75ZM96 167H98V168H96ZM107 167V168H106ZM115 167H119V168H115ZM133 167H135L134 169H133ZM143 167H144V169H143ZM170 167V168H169ZM184 169H183V168ZM213 167H215V168H213ZM224 167V168H223ZM225 167H227V168H225ZM14 168V169H13ZM22 168H23V170H22ZM30 168V169H29ZM42 168V169H41ZM62 168V169H61ZM64 168H65V170H64ZM68 168V169H67ZM70 168V169H69ZM72 168V169H71ZM100 168V169H99ZM114 168V169H113ZM168 168V169H167ZM193 168V169H192ZM213 168V169H212ZM230 168V169H229ZM18 170V171H16L17 172V174H15L14 172V170ZM32 169V170H31ZM57 171H55V170ZM85 169V171H83ZM116 169H118V170H116ZM126 170V172H125V170ZM131 169V170H130ZM193 171H192V170ZM230 171H229V170ZM12 170V172H10ZM35 170V171H34ZM44 170H45V176H42L43 174H44ZM54 170V171H53ZM76 170V171H75ZM80 170V171H79ZM88 170V172H86ZM106 170V172H105V175H104V173H102V172H104ZM120 170V171H119ZM168 170H171V172L170 171H168ZM208 170V171H207ZM223 170V171H222ZM242 170V171H241ZM244 170V171H243ZM247 170V171H246ZM20 171H22L21 172V174L23 173V175H20L19 173H20ZM24 171L26 172V174L24 173ZM28 171L30 172V173H28ZM50 171H52V172H50ZM68 171H71V172H68ZM72 171H74L73 173H72ZM109 171H111V172H109ZM134 173H133V172ZM175 171V170H174ZM188 171V172H187ZM213 171V172H212ZM251 171V172H250ZM5 174H7L8 176L7 177H5V175L3 174V173ZM8 172V173H7ZM34 172V173H33ZM48 172H50V174L51 175H55V172L58 174H56L55 176H51L50 174H48ZM58 172H60V173H58ZM82 172H85V174L84 173H82ZM92 172V174L95 176H93V178L94 179H92V177H91V179H89L90 178V176H89V174ZM119 172H122V173H126L125 175H123V176H121L120 175V173ZM137 172V173H136ZM146 172V173H145ZM150 172V173H149ZM163 172H165V173H163ZM171 173V175H170V173ZM207 172V173H206ZM10 173H14L15 175H12V174H10ZM72 173V174H71ZM89 173V174H88ZM115 173V174H114ZM136 173V174H135ZM162 173V177H161V174ZM187 173H188V175H187ZM194 175H192V174ZM220 173V174H219ZM226 173V174H225ZM235 173V174H234ZM33 174V175H32ZM65 174H67V175H65ZM75 174L77 175L76 177H75V179H77V180H75L74 179V177L73 176H75ZM82 174V175H81ZM135 174V175H134ZM137 174H139V175H137ZM144 174H146V175H144ZM166 175V177H167V174H169V176L171 177V179H170V177L168 178H166L165 177V175ZM176 174L175 175H173L174 177L176 176ZM183 174L184 175H187L188 176V178H186L187 176H185V178H183ZM191 174V175H190ZM201 174H202V177H201ZM224 174V175H223ZM237 174V175H236ZM242 174V175H241ZM4 175V176H3ZM12 175V176H11ZM18 175H20L21 177H16V176H18ZM35 175H36V177H35ZM48 175V176H47ZM71 175V176H70ZM81 175V176H80ZM83 175H85V176H83ZM97 175H98V177H97ZM114 175V176H113ZM116 175H118V176H116ZM120 175V176H119ZM130 175V176H129ZM158 175H160V177L158 176ZM250 175H251V177H250ZM58 176H60V178L58 177ZM65 176H66V178H65ZM81 178H80V177ZM113 176V177H112ZM116 176V177H115ZM133 176H134V178H133ZM146 176V177H145ZM148 176V177H147ZM198 176V177H197ZM10 177V178H9ZM31 177V178H30ZM44 177H46V178H44ZM62 177H64V180H63V178ZM68 177H70V178H68ZM73 177V178H72ZM87 177H89L88 179H86ZM102 177V178H101ZM103 177H106V178H103ZM110 177V178H109ZM117 179H115V178ZM117 177H122L121 179H122V181H121V179H118ZM127 177H128V179H127ZM132 177V178H131ZM137 177V178H136ZM144 177V178H143ZM191 177V178H190ZM194 177V180L192 179ZM17 178V179H16ZM21 178V179H20ZM43 181V183L42 182H40V179ZM97 178V179H96ZM98 178H99V180H98ZM108 178H109V180H108ZM113 178V179H112ZM131 178V179H130ZM146 178V179H145ZM158 178V179H157ZM166 178V179H165ZM228 178V179H227ZM230 178V179H229ZM234 178V179H233ZM258 178V177H257ZM257 178H253V180L255 181H253V183H252V186H253V188L254 189H262L261 191H262V193L264 194V179H258L257 180ZM24 179V180H23ZM27 179V180H26ZM35 179V180H34ZM57 179V180H56ZM61 179V180H60ZM74 179V180H73ZM79 179H81L80 181H79ZM102 179V180H101ZM107 180V182H106V180ZM124 179H125V181H124ZM144 179V180H143ZM162 179V180H161ZM164 179V180H163ZM184 179H186L185 181H184V183H182L183 182V180ZM190 179H192V181L193 182H189V180ZM249 179H246V180H249ZM6 180H13L16 184H17V187H18V189L16 190V191H13L11 188H9L8 186H7V184H6ZM33 180V181H32ZM52 180H56V181H52ZM66 180V181H65ZM68 180V181H67ZM137 180H139L138 181V183H136V181ZM159 180V181H158ZM228 180V181H227ZM231 182H230V181ZM17 181V182H16ZM36 181H38V183L36 184ZM59 182V183H57L56 184V182ZM88 181H90L89 183H88ZM105 181V182H104ZM109 181H111L112 183L110 184L109 183ZM116 181V182H115ZM121 181V182H120ZM127 181V182H126ZM131 183H130V182ZM156 181H157V184H156ZM174 181V182H173ZM3 182V183H2ZM25 182V183H24ZM27 182V183H26ZM34 182V183H33ZM39 182L40 183H42V184H39ZM46 182V183H45ZM74 182V183H73ZM77 182V183H76ZM86 182V183H85ZM93 182V183H92ZM103 182V183H102ZM114 182V183H113ZM134 184H133V183ZM149 182V183H148ZM154 182V183H153ZM173 182V183H172ZM177 184H176V183ZM179 182V183H178ZM197 182V183H196ZM228 182V183H227ZM53 183V184H52ZM62 183V184H61ZM88 183V184H87ZM109 184V185H107V184ZM127 185V183H128V185L127 186H125V184ZM140 183H142V184H140ZM192 183V184H191ZM258 183V184H257ZM261 183V184H260ZM33 184H36L35 185V187H34V185ZM39 184V185H38ZM43 184H45V185H43ZM54 184H55V187H54ZM61 184V185H60ZM65 184V185H64ZM76 184V185H75ZM91 184H92V186H91ZM94 184V185H93ZM95 184H99V185H96L95 186ZM103 184V185H102ZM122 184V185H121ZM130 184V185H129ZM136 184V185H135ZM138 184V185H137ZM158 185V190L156 189L157 187L156 186H154V185ZM160 184H163V186L161 187V186H159ZM174 184V185H173ZM180 184H183L182 186L180 185ZM194 184H195V189H194ZM198 184V185H197ZM29 185V186H28ZM38 185V186H37ZM51 185V186H50ZM67 185V186H66ZM71 185V186H70ZM88 185H90L92 188H90V186H88ZM100 185H101V188H100ZM113 185V186H112ZM123 185H124V187H123ZM135 185V186H134ZM152 185V186H151ZM181 187H180V186ZM191 185H192V188L194 189V190H192V192L190 191L192 188H191ZM262 185V186H261ZM33 186V187H32ZM47 188H46V187ZM69 186V187H68ZM76 186H78V187H76ZM169 186V187H168ZM175 186H177V187H175ZM3 187V188H2ZM20 187V188H19ZM25 187V188H24ZM32 187V188H31ZM85 187H86V189L88 188L89 189V194H87L88 192H86V191H84V190H86L85 189ZM102 187L104 188V189H106V190H103L102 189ZM112 187V188H111ZM127 187V188H126ZM185 187H188V189L187 188H185ZM257 187V188H256ZM260 187V188H259ZM48 188H49V190H48ZM74 188H76L75 190H74V192H75V194H74V192H73V189ZM116 188V189H115ZM118 188V189H117ZM160 188V189H159ZM163 188V189H162ZM167 188V189H166ZM171 188V189H170ZM174 188H176L175 190H174ZM178 188V189H177ZM184 188H185V190H184ZM190 188V189H189ZM24 189V190H23ZM46 189V190H45ZM60 189H61V191H60ZM93 189V190H92ZM99 189V193L103 196L101 199H99L98 197L99 196H96L95 195V193H92L93 191H95V192H98V191H96V190H98ZM100 189H102V190H100ZM147 189V190H146ZM151 189V190H150ZM153 189H155V190H153ZM9 190V191H8ZM20 190H21V192H20ZM47 190H48V192H47ZM58 190V191H57ZM71 190V191H70ZM92 190V191H91ZM161 190V191H160ZM189 191V194H188V191ZM7 192V193H5L4 194V192ZM11 191V192H10ZM52 191V192H51ZM79 191V192H78ZM84 191V192H83ZM90 191H91V193H90ZM103 191V192H102ZM112 193H111V192ZM124 191V190H123ZM147 191V192H146ZM155 191H156V193L158 192V194H154L155 193ZM168 191V192H167ZM41 192V193H40ZM51 192V193H50ZM63 192H64V194H63ZM106 194H105V193ZM152 192V194H148V193H151ZM178 192H181V193H178ZM44 193V194H43ZM79 193V194H78ZM86 193V194H85ZM111 193V194H110ZM175 193H176V195H175ZM184 193V194H183ZM2 194V195H1ZM8 194V196H3V195H7ZM42 195L43 196V199H44V202L46 203V204H44V203H42L43 201H42V199H40V198H42V196L40 197L39 195ZM73 194V195H72ZM81 194L83 195L82 197H81ZM97 194V193H96ZM107 194H109V196L107 195ZM112 194H113V196H112ZM142 194V195H141ZM146 194V196H148L147 198H146V196H144ZM148 194V195H147ZM154 194V195H153ZM174 194V195H173ZM188 194V195H187ZM38 195V196H37ZM50 195V196H49ZM70 195V196H69ZM75 195H77V197L75 198L74 196ZM91 196V200L90 199H88V198H86V196ZM99 195V194H98ZM186 195V196H185ZM68 196V197H67ZM74 197V199L72 200V198L71 197ZM85 196V197H84ZM87 196V197H88ZM89 196V197H90ZM112 196V197H111ZM142 196H144V197H142ZM150 196V197H149ZM164 196V197H163ZM185 196V197H184ZM1 197H3V198H5V199H7V200H2L3 198H1ZM8 197V198H7ZM19 197H20V199H19ZM34 197V198H33ZM96 197V198H95ZM109 197V198H108ZM142 197V198H141ZM181 197V198H180ZM24 198H27L28 200L26 201V200H24ZM63 198H65L66 200H64ZM139 198V199H138ZM154 198V199H153ZM179 198V199H178ZM184 198V199H183ZM9 199H11V200H9ZM19 199V200H18ZM37 199V200H36ZM50 199H51V201H50ZM71 199V200H70ZM94 199V200H93ZM143 199H144V201H146V202H144L143 201ZM146 199V200H145ZM158 199H160V200H158ZM178 199V200H177ZM40 200L42 201L41 203H39L40 202ZM57 201V203H56V201ZM60 200V201H59ZM61 200H64V201H61ZM67 200H70V201H68L67 202ZM87 200H89V201H87ZM93 200V201H92ZM104 200V201H103ZM107 200V201H106ZM154 200V201H153ZM208 201L207 202H210V207H209V209H208V211L209 212H212V210H213V207H214V203H216L215 202V200H213V198L212 197H210L209 199H207ZM14 201V202H13ZM16 201H18V202H16ZM34 201H36V202H34ZM80 201V200H79ZM115 201V202H114ZM130 201V202H129ZM150 201V202H149ZM7 202H9V204L7 203ZM23 202V203H22ZM29 202V203H28ZM62 202V203H61ZM65 202V203H64ZM92 202H94V203H92ZM114 202V203H113ZM140 202H142V203H144V204H142V203H140ZM157 202V203H156ZM11 203V204H10ZM35 203H38V204H35ZM50 203V204H49ZM60 203V204H59ZM69 203H70V205H69ZM103 203V204H102ZM142 204L141 206H140V204ZM147 203H149V204H147ZM161 203V204H160ZM22 204V205H21ZM26 204V205H25ZM39 204H41V205H39ZM49 204V205H48ZM57 204V205H56ZM96 204V205H95ZM107 204H108V206H107ZM113 204V205H112ZM115 204H116V206H115ZM148 205V207L146 206V205ZM150 204H151V206L152 207H149L150 206ZM8 205V206H7ZM24 205V206H23ZM31 205V206H30ZM32 205H33V209H35V210H33L31 207H32ZM35 205V206H34ZM39 205V206H38ZM46 205V206H45ZM56 205V210L54 209L55 206ZM58 205H60L59 207H63L62 208V210H59V209H57L58 208ZM106 205V206H105ZM110 205H112V206H110ZM139 205V206H138ZM143 205H145V206H143ZM41 206V207H40ZM104 206H105V208H104ZM9 207V208H8ZM36 207V208H35ZM68 207V208H67ZM91 207V206H90ZM110 207V208H109ZM147 207V208H146ZM67 208V209H66ZM9 209V210H8ZM42 209H43V211H42ZM64 209H65V212H63L64 211ZM72 210V211H69V210ZM74 209V210H73ZM112 209V210H111ZM131 209V208H130ZM143 209H144V211H143ZM28 210H30V211H28ZM33 210V213L31 212ZM54 210V211H53ZM109 210H111V211H109ZM116 210V211H115ZM30 212V214L28 213V212ZM24 212V213H23ZM144 212V213H143ZM4 213V215H2ZM17 213V214H16ZM18 213H20V215L18 214ZM46 213V214H45ZM50 213V214H49ZM84 213V214H83ZM17 215L18 216V218L16 219L15 217H17V216H15V217H13L14 215ZM25 214H27V215H25ZM72 214V215H71ZM78 214V215H77ZM89 214V216L87 217V215ZM25 215V216H24ZM82 215V216H81ZM84 215V216H83ZM112 215V216H113ZM21 216V217H20ZM23 216V217H22ZM77 216V217H76ZM111 216V217H112ZM40 217V218H39ZM59 217V218H60ZM76 217V218H75ZM176 218L178 217V216H175ZM1 218H3V219H1ZM15 219V220H11V219ZM39 218V219H38ZM42 218V219H41ZM88 218V219H87ZM144 218H145V216H143V220L141 221V222H143V221H145L144 220ZM175 218V219H176ZM31 219V220H30ZM41 219V220H40ZM87 219V220H86ZM90 219H91V217H90ZM89 219V220H90ZM221 218H219L218 219V223H217V225H220V222H221V220H220ZM39 220V221H38ZM84 220V221H83ZM86 220V221H85ZM5 221H8V224L6 223V226H10L9 224L13 221V224L16 226V224L18 225V226H14V228H12V229H10L9 227H6L4 224L5 223H3V222H5ZM11 221V222H10ZM15 221V222H14ZM31 221V222H30ZM37 221V222H36ZM220 221V222H219ZM19 222H20V224H19ZM36 222V223H35ZM172 223L170 224V228L168 229V230H165L164 228H155V229H151V230H145L144 231V233L142 232L141 234H140V236H139V239L141 240H144V239H148V238H150V245L148 246V248H149V250H148V248L147 247H139V246H136V244H135V254H134V256H132L131 258H132V260H131V258L129 259V261H128V264H144V262H145V264H147V257L145 258V256H148V254L150 253V255L151 254H155L156 256H157V264H205L204 262H206V264H220V261L222 262V263H224V264H227L226 263V261H225V258H224V256H223V254L220 256V257H218V258H216L214 255H211V254H209V253H207L208 254V256H206L205 254V250L203 249V248H200V249H195L194 247H193V245H194V240L192 239L193 237L191 236L192 234H193V231L195 230V228H196V223H195V225L194 224H191L190 226H189V228H188V233L189 234H191V235H188V233L186 232V233H184V232H179L178 230H177V228L175 227V226H172L173 225V221H171ZM3 223V224H2ZM23 223V224H22ZM35 223V224H34ZM144 223V222H143ZM12 224V223H11ZM19 225H21L20 227H19ZM24 225V226H23ZM5 226V227H4ZM32 226V227H31ZM172 226V227H171ZM19 227V228H18ZM191 227V228H190ZM18 228V229H17ZM28 228H30L29 230H28ZM8 231H7V230ZM172 229V230H171ZM193 229V230H192ZM2 230V231H1ZM26 230H27V232H26ZM86 232H85V231ZM155 230L157 231L156 232V234H155ZM176 230V231H175ZM4 231H5V234H3L4 233ZM6 231H7V233H9V234H7L6 233ZM80 231H82L81 233H80ZM84 231V232H83ZM88 231V232H87ZM147 231H148V233H147ZM159 231V232H158ZM170 231V232H169ZM191 231V232H190ZM161 232V233H160ZM177 232V233H176ZM24 233H25V235L26 236H24ZM84 233V234H83ZM147 233V234H146ZM182 233H183V237H181V241H183V244L181 245V247H180V250H182L180 253H189V254H192V252H194L195 253V255H197V256H199V258L200 257H202V259L203 260H205L206 259V261H201L200 259H198V258H196V259H194V257L195 256H188V259H187V257H181V260H179V258H175L178 254H176V253H178L179 252V250H175V253L172 251L171 253H170V255H168V254H166L165 253V251H166V249H167V246H169L170 245V242L172 241L171 240V238H173L174 239V237H176L177 235H182ZM79 234H77L78 236H79ZM149 234V235H148ZM163 234V235H162ZM164 234H166V235H164ZM170 234V235H169ZM176 234V235H175ZM186 234H187V236H186ZM8 235V236H7ZM29 235H31V233L29 234ZM70 235V236H69ZM147 235V236H146ZM168 235V236H167ZM172 235V236H171ZM5 236H7V237H5ZM18 236H19V239L21 240V239H23L24 241H20V243L18 244V246L16 245V247L15 248H12V250H10V249H7L6 250V243L4 242V243H2L3 242V238L5 237V238H7V241L9 242L12 238L11 237H15L16 239L14 240V239H12L11 241L13 242V241H16V240H18L17 238H18ZM45 236V237H44ZM82 236H79V237H82ZM152 236H154V237H152ZM161 236V237H160ZM169 236H170V238H169ZM186 236V237H185ZM3 237V238H2ZM68 239H67V238ZM143 237V238H142ZM177 237H179V236H177ZM47 238V239H46ZM48 238H50V239H48ZM64 238V239H63ZM66 238V239H65ZM183 238V239H182ZM28 239V240H27ZM71 239H74V241H72L73 242V244H72V246H69V244L71 245V242H70V240ZM154 239V240H153ZM164 239H166V240H164ZM46 240V241H45ZM69 240V241H68ZM170 240V241H169ZM187 240V241H186ZM191 240V241H190ZM5 241V240H4ZM49 241V242H48ZM60 241V242H59ZM165 241V242H164ZM166 241H168L167 243H166ZM60 244H59V243ZM68 242V243H67ZM70 242V243H69ZM160 242H162V243H160ZM192 242V243H191ZM42 243V244H41ZM47 243V244H46ZM50 243V244H49ZM59 244V245H57V244ZM63 243H65V244H63ZM158 243V244H157ZM163 243H165V244H163ZM8 244V243H7ZM65 246V247H63V245ZM68 244V245H67ZM162 244V245H161ZM185 244V245H184ZM40 245V246H39ZM43 245V246H42ZM49 245V246H48ZM57 245V246H56ZM226 244H221V246L220 247H222L225 251H228V249H231V247H229V246H225ZM21 246V247H20ZM43 248H42V247ZM51 246V247H50ZM60 246H62V249H61V251L62 252H58L59 251V249L58 248H60ZM67 246V247H66ZM68 246L70 247V248H72V249H68L67 250V248H68ZM161 246V248H159ZM38 247V248H37ZM53 247V248H52ZM56 247V248H55ZM152 247H154V248H152ZM225 247V248H224ZM28 248V249H27ZM50 248V249H49ZM97 248V249H96ZM147 248V249H146ZM163 248V249H162ZM188 248V249H187ZM190 248V249H189ZM5 249V251H8V252H5V253H3L2 252V250H4ZM15 249V250H14ZM17 249V250H16ZM21 249V250H20ZM99 249V250H98ZM101 248H100V246H94V248H93V256L91 257V259H89V260H87V261H85L84 263H82V264H108V263H106L107 262V260L106 259H104V257L102 256V249L100 250ZM186 249V250H185ZM28 250V251H27ZM41 250H43V251H41ZM46 250H47V252H46ZM143 250V251H142ZM151 250V251H150ZM161 252H160V251ZM164 250V251H163ZM203 250H204V252H203ZM36 251V252H35ZM41 251V252H40ZM45 251V252H44ZM67 251V252H66ZM3 254H2V253ZM15 252H17V255L15 254ZM43 252V253H42ZM63 252H65L67 255H65V253H63ZM164 252V253H163ZM198 252V253H197ZM202 252V253H201ZM12 253V254H11ZM26 253V254H25ZM28 253V254H27ZM35 253V254H34ZM37 253H38V255H37ZM56 253H58V254H60L59 256H58V254H56ZM95 253H97V254H95ZM137 253H139V254H137ZM161 253H163V254H161ZM197 253V254H196ZM32 254V255H31ZM68 254H69V256H68ZM145 254V255H144ZM199 254V255H198ZM4 255V256H3ZM13 257H12V256ZM16 255V256H15ZM22 255H24L23 257L25 258H23L24 260L22 261V257L21 256ZM53 255V256H52ZM160 255V256H159ZM240 254H238V257H239V259H238V257H236L237 259V261H235V262H233V263H231V264H238L237 262H239V264L240 263H242V264H244V261L242 260V258L239 256ZM2 256V257H1ZM31 257V258H29V257ZM38 256V257H37ZM158 256H159V259H158ZM218 256V255H217ZM8 257H9V260H8ZM61 257V258H60ZM102 257V258H101ZM134 257V258H133ZM164 257V258H163ZM203 257H205V259L203 258ZM209 257V258H208ZM5 258V259H4ZM6 258H7V260H6ZM28 258V259H27ZM35 258V259H34ZM177 259V260H175V259ZM207 258H208V260H207ZM27 259V260H26ZM31 259V260H30ZM33 259V260H32ZM95 259V260H94ZM102 259V260H101ZM167 259V260H166ZM169 259V260H168ZM191 259V260H190ZM198 259V260H197ZM211 259V260H210ZM3 260V261H2ZM38 260V261H37ZM45 260V261H44ZM49 260V261H48ZM131 260V261H130ZM140 260V261H139ZM160 260V261H159ZM210 260V261H209ZM5 261V262H4ZM10 261V262H9ZM27 261V262H26ZM41 261V262H40ZM44 261V262H43ZM52 261V262H51ZM65 261V262H64ZM133 261V262H132ZM165 261V262H164ZM187 263H186V262ZM194 261V262H193ZM214 261H216V262H214ZM48 262H50V263H48ZM56 262H58V263H56ZM129 262H131V263H129ZM161 262V263H160ZM203 262V263H202ZM24 263V264H25ZM29 263V264H30ZM221 263V264H222ZM112 264V263H111ZM117 264H124V261H121L120 263H117ZM261 264H264V260H263V262H261Z\"/></svg>",
	"mask_w": 264,
	"mask_h": 264
},
{
	"label": "bare ground",
	"instance_id": "6f19581e",
	"mask_svg": "<svg viewBox=\"0 0 264 264\" xmlns=\"http://www.w3.org/2000/svg\"><path fill=\"white\" fill-rule=\"evenodd\" d=\"M9 1V2H8ZM33 1V0H32ZM48 1V0H47ZM53 1H55V2H57L56 0H53ZM61 1V0H60ZM59 1V2H60ZM69 1L70 0H68V2L67 1H65V2H67L68 4H70V5H65V6H67V8L69 7V6H71V5H73L74 3H72L71 1H70V3H69ZM74 1V0H73ZM81 1V0H80ZM80 1H78V2H80ZM91 1V3H92V0H90ZM132 0H98V2H97V0H95V2H93L94 4H88L89 2H87V4H85V5H87L86 7H88L89 6V9H90V7H91V5H94V10H95V14H97V15H95V17H94V10H93V14H91V12L89 13V12H87V13H89L90 14V16L91 15H93V17H92V19L93 20H95L96 22L98 21V23H99V25H100V23H101V25L100 26H102V31L101 32H99L98 31V36H100L101 38H102V40L97 44L96 42H93V41H90L89 40V35H93V34H87V31L85 32V31H83V26L81 27L80 25H81V23L82 22H80V21H78L79 20V18H80V20H81V17H79L78 15H76L77 16V18H78V20H77V22H79L80 24L78 25V23H77V30L79 29L78 27H80V30H79V32H73V34L71 35V39H74V43L76 44L77 42H76V40L75 39H79V42H81V46L79 45H77V46H75V44H74V46L73 45H67V42H68V39H67V42L65 43V44H60L61 43V41L59 40V38H58V40L60 41V42H58V41H56L55 39L57 38V36H55L56 34H57V32H58V30H55V28H56V26H55V28L52 26L53 24H50V22H48L53 28H52V30H50L51 28H49V30H50V32H48V33H51V34H53V36L52 37H56V38H54V40L53 41H55L53 44H56V42H58L59 43V46L56 44V47H57V49H56V53L57 54H62V53H64V52H69L68 50L69 49H75L74 50V52H73V54L74 55H77V56H72L71 58H70V54H71V52H69V55L70 56H67V61H65V59H64V61H65V63H67V65H69V64H71L72 66H71V74H69V72H68V75L69 76H73L74 75V73L76 72V75L78 74L77 72H84V71H88V69H89V62H94L95 60L94 59H101L102 61V63L104 62L103 60H106V62H110V61H112L115 57H117L118 55H117V52H118V50L120 49V51L119 52H121V53H125V56L126 57H124V58H122V61L120 62L119 61V64L118 65H120L116 70H121V71H126L125 73V75H124V73H123V82H121L122 84V86L121 87H123V90L125 91L124 93L126 94V95H128L129 96V91H130V88L133 90V91H136L137 89H139V91H141V90H144L143 88L145 87V85H146V83L144 84V83H142L141 82V75L140 74H143L140 70H136L135 71V61L133 60L134 58H132V56L134 55V54H136L135 52H137V51H132V53H131V50H130V47L132 46L131 45V42L129 43V41H128V39H127V37L130 35L129 33H130V30H128V29H130V28H128V27H126V25L124 26V22L126 23V20L127 19H125L126 18V16L128 15H126L125 13L127 12L126 10H131L132 8H133V6L132 5H134V4H136V0L134 1V2H131ZM152 2H153V0H151ZM158 2H160L161 0H157ZM170 1V0H169ZM176 1V0H175ZM185 1L186 0H177V3L176 4H174L173 3V0H172V6L175 8L176 6H181V4L183 5V4H186L185 3ZM189 0H187L186 2H188ZM194 1V0H193ZM22 2V1H21ZM25 2V1H24ZM62 2V1H61ZM65 2H64V4H65ZM114 2H119V3H124L123 5H121L120 4V6H118V8L119 7H121L120 8V10L119 11H116V7H112V5L114 4ZM128 2H130V5H128ZM139 2H142L141 0L139 1ZM147 2V0H144L143 1V4H145ZM164 2H166V1H164ZM167 2H168V0H167ZM192 1H190V3H191ZM202 2V4H203V7H202V13H200L201 11H198L199 13H198V15L199 16H201V17H195V15L193 14V13H195V11H197V9H196V7L195 6H192V5H189V6H183V7H181V8H184V10H181V11H184V13H183V15H182V17L180 18V23L179 22H177L176 21V24L177 23H179L180 24V26L182 27V29L180 30V31H176V33L174 32V34L172 33L169 37H167L168 39H169V41H167V42H161L160 43V41H156V37H157V34L158 33H160V29H161V23H160V21H162V19H164L165 17H169L168 16V12L170 11V7H169V5H166V8L168 7V10H167V14L165 13V12H162L161 10V12L162 13H155V15L154 14H151V15H153V16H151V19L150 20H147V21H149V23L148 24H150V25H148L149 27H147L146 25L144 26V28H145V30L147 29V28H149V30L148 31H146V36H144V39L148 42V44H146V48H148L149 46H151V44L152 43H156V44H153L154 46H156V50H154L153 48L152 49H150V52L148 53H146L147 54V59L149 58V59H152L153 58V56L155 55V57H156V61H155V58H153L152 59V61L155 63H153L154 65H155V76H153V78L155 77V80H156V82H157V86H158V88L160 89L159 91H163V89L165 88V84L166 85H169V83H168V81H169V79L171 78L172 79V85L174 84L175 86L174 87H177V89H178V91H180V90H182V91H180V93L182 92V94H179L178 92V96L177 97H180V100H176L175 98H176V96H172V94H171V96L170 95H168L170 98H172L171 100H173V101H175L174 102V104L176 103V102H183L182 104H184V106L183 107H180L179 106V104L177 105V104H175V107H173L172 105H173V103H169L168 105H170L169 107L167 106V108H171V109H173V108H175V109H173L174 110V112H169L168 114H166V119H168V118H170L171 120L170 121H167L166 119V122H164L165 120L164 119H162V117L161 118H158L157 120H158V124L160 123V125H161V122H164L163 124L165 125V124H167V125H165V127H167V126H169V125H175L176 127H177V125H178V123H180V120L182 119V117H180L181 119L179 120V122H173V120H175V119H178V117H177V115H178V113H179V115H180V113L182 114L183 113V111L184 112H186V114H188L187 113V111L186 110H184V109H186L187 108V106L185 107V104H186V102L184 103V101H187V102H191L192 100H194V99H199V101H201V103H202V100H205V101H207V99L211 96V95H214L215 96V99H219L218 101L220 102L221 100H223V101H221V102H224V100L225 99H230L231 101H232V106H231V104H229L230 106H231V108H230V110L228 109V112H227V114H225L224 116L227 118V124H229L230 126L229 127H231L230 128V130H229V128H224L225 130L223 131V129H221L220 131L221 132H223L221 135L218 133V135H220V137L218 138V140H217V142H216V150H215V148H213V150H215V152L216 153H214L213 151L211 152V153H214L213 155H210V157L211 158H208L207 159V157L206 158H203V159H196V161H195V167H194V174H196L195 172H197V171H202V170H205L206 169V167H208L207 165L210 163V164H213V161H214V159L216 160V161H218L215 157H221L223 154H225L228 150H229V148H230V146H235V150H236V153L238 154V156H237V154L235 153V155H236V159L238 160L240 157H242V155L244 154L243 153V150H244V148L246 147V144H249V141H251V143H252V141H254L256 138H258V137H260V136H262V124H263V122H260L259 120H258V115L257 114H259L258 113V109H259V107L261 106L262 108H263V110H261V112L264 114V93H262L263 91H262V89H264V88H262V89H260V91H262V92H260L259 93V88H258V93L257 92H254V91H252L253 92V94L254 95H248L249 96V98H250V96L252 97V98H250L249 100H246V98H243V94H242V88H243V86H242V82L241 81H239V79L240 78H238V75L240 74V73H243V72H245V73H247V75L250 77V79L252 80V79H255L256 80V82H257V79L262 75V74H264V0H200V3ZM0 3H2L1 5L3 6V7H5L4 6V3H7L8 5H9V3H10V0H6V1H1L0 0ZM20 3V2H19ZM50 3H52V2H50ZM81 3V2H80ZM83 4L84 3H86V1L84 2H82ZM131 3H133L132 5H131ZM149 3H151L150 2V0H149V2H148V5L150 6V4ZM197 3V2H196ZM195 3V4H196ZM96 4V5H95ZM158 4V3H157ZM161 3H159L158 5H160ZM170 4V3H169ZM194 4V5H195ZM0 5V12H2L1 11V6ZM31 5V4H30ZM48 5V4H47ZM62 6H63V4H61ZM76 5H77V3H76ZM116 5V4H115ZM128 5V6H127ZM142 5V4H141ZM147 5V4H146ZM147 5V6H148ZM157 5V6H158ZM201 5V4H200ZM23 6V5H22ZM21 6V7H22ZM64 6V7H65ZM75 6V5H74ZM83 7H84V5H82ZM126 6H127V8L128 7H130L131 6V9H127L126 8ZM152 6V5H151ZM154 6V7H153ZM152 7L155 9V4L153 5ZM171 6V7H172ZM14 7V6H13ZM19 7V6H18ZM79 7V6H78ZM162 7H164V6H162ZM161 7V8H162ZM173 7L171 8L172 10H173ZM66 8V9H67ZM72 8V7H71ZM70 8V9H71ZM76 8V7H75ZM92 8V7H91ZM144 8H145V6H144ZM143 8V9H144ZM178 8H180V7H176V9H178ZM7 9V8H6ZM22 9V8H21ZM31 9V8H30ZM74 9V8H73ZM83 9H85V7L83 8ZM82 7H81V11L80 10H78V11H80V13H76L75 12V14H81V12H82ZM88 9V8H87ZM141 9V8H140ZM159 9V8H158ZM163 9H165V7L163 8ZM175 9V12L177 11ZM76 10V9H75ZM86 10V9H85ZM118 10V9H117ZM134 9H132V11H133ZM199 10V9H198ZM8 11H9V9H8ZM67 11H68V9H67ZM128 11V12H129ZM174 11V10H173ZM179 11V10H178ZM20 12V11H19ZM26 12V11H25ZM33 12V11H32ZM84 12V11H83ZM82 12V13H83ZM86 12V11H85ZM107 12V13H106ZM2 13H5V12H2ZM2 13H0V14H2ZM26 13H28L29 14V12H26ZM25 13V14H26ZM34 13V12H33ZM72 13H73V11H72ZM106 13V14H105ZM114 13L116 14V16H114ZM172 13V12H171ZM177 14H178V12H176ZM179 13L181 14V12L179 11ZM24 14V15H25ZM30 14H32L31 13V11H30ZM29 14V15H30ZM47 14V13H46ZM45 14V15H46ZM67 14H69L70 15V12H68ZM66 14V15H67ZM75 14H73V16L75 15ZM124 14L126 15V16H124ZM175 14V13H174ZM202 14V15H201ZM6 15H11V14H6ZM21 15H23V14H21ZM23 15V16H24ZM41 14H39V16H40ZM50 15V14H49ZM83 15V14H82ZM84 15H86L85 13H84ZM72 16V17H73ZM177 16V15H176ZM8 17V16H7ZM26 17H29V16H27V15H25L23 18L24 19H26ZM38 16H37V14H36V16L34 17L35 19L37 18ZM41 17H42V15H41ZM40 17V19H42ZM45 17V16H44ZM44 17H43V19H44ZM50 17V16H49ZM68 17V16H67ZM84 17V16H83ZM87 17V16H86ZM20 18H22V17H20ZM147 18H149V17H147ZM19 19V18H18ZM24 19H21L22 21L24 20ZM28 19V18H27ZM39 19V18H38ZM37 19V20H38ZM67 18H65V20H66ZM74 19H76L75 18V16H74ZM73 18H72V20H74ZM179 19V18H178ZM30 20H32V23L33 22H35L34 21V19H30ZM30 20H28V21H30ZM52 21H53V19H51ZM50 20V21H51ZM71 20V21H72ZM17 21V20H16ZM28 21H26V22H28ZM45 21V20H44ZM82 21V20H81ZM144 22H145V20H143ZM46 22V21H45ZM55 22V21H54ZM56 22H58V21H56ZM62 22H64V19H62ZM142 22V21H141ZM143 22V23H144ZM207 22L210 24V25H212V27L210 28H208V27H206L205 26V23L207 24ZM17 23V22H16ZM30 23V22H29ZM146 23V22H145ZM36 24H37V22H36ZM49 24H47V25H49ZM60 24V23H59ZM65 24V23H64ZM63 24V25H64ZM70 24V23H69ZM75 23H73V25H74ZM142 24V23H141ZM14 25H16V24H14ZM19 26H21V24H18ZM27 24L24 22L23 23V27H29V26H26ZM49 25V27H51ZM72 25V24H71ZM178 25V24H177ZM176 25V26H177ZM19 26H18V29H19ZM44 26H45V24H44ZM60 26H61V24H60ZM59 26V27H60ZM99 26V27H100ZM34 27V26H33ZM43 26H41V28H42ZM58 27V28H59ZM75 27V26H74ZM153 27V28H152ZM40 28V29H41ZM44 28H46V27H44ZM83 28V29H82ZM101 28V27H100ZM15 29H17V28H15ZM24 29V28H23ZM26 29V28H25ZM24 29V30H25ZM32 29V28H31ZM30 29V30H31ZM34 29V28H33ZM57 29V28H56ZM60 29V28H59ZM82 29V30H81ZM176 29H177V27H176ZM20 30L21 31H23L22 30V27H20ZM29 30V31H30ZM44 30V29H43ZM101 30V29H100ZM144 30V29H143ZM11 31V30H10ZM26 31V30H25ZM28 31V32H29ZM33 31V30H32ZM40 31V30H39ZM52 31V32H51ZM62 31V30H61ZM60 31V32H61ZM154 31H156V32H154ZM6 32V31H5ZM38 32V31H37ZM4 33V32H3ZM13 32H11V34H12ZM20 33V32H19ZM21 33H23V32H21ZM30 33V32H29ZM41 33V32H40ZM40 33H39V35H40ZM9 34V33H8ZM25 34H27V31L24 33V34H21V35H24L25 36ZM87 36H86V35ZM101 34V35H100ZM19 35V34H18ZM29 34H27V36H26V38L27 37H29L28 36ZM46 35V34H45ZM173 35V36H172ZM4 36V35H3ZM7 36V35H6ZM19 37H20V35H19ZM32 37V36H31ZM59 37V36H58ZM20 38H22V37H20ZM1 39V38H0ZM53 39V38H52ZM70 39V40H71ZM12 40V39H11ZM22 40V39H21ZM25 40H27V42H28V45L29 46H31V43L34 41L36 44H37V46H38V44L40 43L41 44V40L40 39H38V40H40V42L38 43V40H37V38L35 37H33V38H29V39H25ZM44 40V39H43ZM45 40H46V38H45ZM93 40L95 41V37H93ZM19 41V40H18ZM78 41V40H77ZM103 41V42H102ZM107 41H110V45L111 46H109V48H108V51H104L103 49V47L104 46H106V44H107ZM154 41H156V42H154ZM22 42V41H21ZM26 42V41H25ZM24 42V43H25ZM26 42V43H27ZM46 42V41H45ZM70 43L69 44H73V41L71 40V41H69ZM78 42V43H79ZM112 42H114L115 44H113ZM12 43H14L15 45H17L16 43H15V41L13 40V42ZM25 43V44H26ZM35 43H32V45L33 44H35ZM63 43V42H62ZM36 44L34 45V50L33 49H31V55H33V57H31V58H39L40 57V59H41V62L43 61L44 62V60H42L43 58H41L42 57V53L40 52V49L42 50V48H40V49H37V48H39V47H37L36 46ZM40 44H39V46H40ZM43 44H45V43H43ZM82 44H83V46H82ZM11 45V44H10ZM24 45V44H23ZM47 45L48 44H45V46H46V49H47ZM215 46V50H217L216 51V53H217V57H215V59H214V61H215V69L219 72V75L218 76H215V75H212V76H215L214 78H216L217 80H216V82L215 83H213V80L211 81V83L212 84H210V82L208 81V83L210 84V90L209 89H206V90H209V91H206L205 90V92H204V90H203V92H204V94H199L200 92H202V91H200L201 89H200V87H199V90L197 91L196 89L198 88V87H195V86H188V84L185 86V81H184V78H186L185 80H188V75L187 74H185L187 71H189V72H195V70H196V72H198L199 71V68H200V63L198 64V61H199V58H200V56H205L206 57V55H208L209 56V54H211L210 53V51H212L211 50V48H212V46ZM5 46V45H4ZM14 46V45H13ZM42 46H44V45H42ZM54 46V45H53ZM123 46H125V49H126V51H125V49L123 48ZM153 47V46H152ZM17 48V46L15 47V50H17L16 49ZM54 48H55V46H54ZM145 48V49H146ZM12 49L14 50V48L12 47ZM45 49V48H44ZM71 49V50H72ZM144 49V50H145ZM152 50V51H151ZM154 50V51H153ZM214 50V49H213ZM42 52H43V50H42ZM118 52V53H119ZM213 52V51H212ZM215 52V51H214ZM15 53V52H14ZM15 54H17V53H15ZM8 55H9V52H8V54L6 53V50H0V59L2 60V62H3V64H5V65H7V64H11V63H13V62H11V60H9V58L7 59L6 57H8ZM19 55V54H18ZM17 55V56H18ZM68 55V54H67ZM117 55V56H116ZM213 55V54H212ZM63 56H64V54H63ZM65 56H66V53H65ZM211 56V55H210ZM27 57H28V55H27ZM55 57L56 56H54L53 58L55 59ZM58 57V56H57ZM60 57L61 56H59L58 57V59H60ZM75 59H74V58ZM13 58V57H12ZM15 58H16V55H15ZM14 58V59H15ZM25 58V57H24ZM23 58V59H24ZM29 58V57H28ZM30 58V59H31ZM35 58V59H36ZM207 58H209V57H207ZM212 58V57H211ZM18 59H19V57H18ZM54 59H51V60H54ZM68 59L70 60V61H68ZM147 59H146V61H147ZM204 58H202L201 60H203ZM31 60H34V59H31ZM31 60H30V62H31ZM39 60V59H38ZM48 60H50V59H48ZM51 60L50 61H48V62H50L51 64H53L52 62H51ZM57 60V59H56ZM21 61H23V60H21ZM25 61V60H24ZM23 61V62H24ZM37 61V59L35 60V63H37L36 62ZM205 61H206V58H205ZM9 62H11V63H9ZM40 62V63H41ZM43 62H42V64H43ZM69 62V63H68ZM148 63H149V60L147 61ZM146 62V63H147ZM203 62V61H202ZM207 62V61H206ZM16 63H18V62H16L15 61V63H13V65L14 66H17V68L19 67L18 66V64L16 65ZM25 63H26V61H25ZM29 63V62H28ZM39 63V64H40ZM56 63H57V61H56ZM54 64L55 66L57 65V64ZM65 63H62V64H65ZM135 63V64H134ZM145 63V65L147 66V64ZM152 63V62H151ZM208 63V62H207ZM2 64V65H3ZM38 64V63H37ZM153 64H152V66H153ZM212 64V63H211ZM214 64V63H213ZM23 65V64H22ZM47 65H49V64H47ZM79 65H81V66H79ZM117 65V66H118ZM206 65H209V64H206ZM205 65V66H206ZM8 66V65H7ZM12 65H10L8 68H10ZM145 66V67H146ZM201 66H203V65H201ZM21 67V66H20ZM38 67H41L40 65L38 66ZM104 66H102V68H103ZM144 67V68H145ZM204 67V66H203ZM207 67V66H206ZM205 67V68H206ZM211 67V66H210ZM7 68V69H8ZM12 68V67H11ZM13 68H15V67H13ZM24 69H26V67H23ZM101 68V69H102ZM143 68V69H144ZM148 68V67H147ZM152 68V67H151ZM152 68V69H153ZM22 69V68H21ZM40 69V68H39ZM70 69H68V71H70ZM100 69V70H101ZM142 69V68H141ZM151 69V70H152ZM208 69V68H207ZM8 70H10V69H8ZM17 70V69H16ZM16 70H13V71H16ZM149 70H150V68H149ZM150 70V71H151ZM216 70H214V71H216ZM13 71H10V72H13ZM21 71V70H20ZM28 71V70H27ZM102 72V74L103 75H101L100 77H98L99 79H100V82H101V78H102V76H104V73H105V71H104V69H102L101 70ZM148 71V70H147ZM153 71V72H154ZM216 71V72H217ZM1 72V71H0ZM16 72H18V71H16ZM23 72V71H22ZM22 72L20 73L21 75H23L22 74ZM25 72V71H24ZM23 72V73H24ZM138 72H141V73H139V75H138ZM152 72V71H151ZM151 72H150V74H151ZM200 72V71H199ZM205 72V71H204ZM217 72V73H218ZM2 73V72H1ZM19 73V72H18ZM128 73V74H127ZM203 73V72H202ZM211 73V72H210ZM209 73V74H210ZM8 74H10V73H8ZM17 74V73H16ZM25 74V73H24ZM27 74V73H26ZM30 74V73H29ZM29 74L27 75V76H29ZM84 73H81V74H79L78 76H76V77H74L75 79H78V81L79 80H82V79H86V81H87V77L86 76H84L83 75ZM100 74V73H99ZM99 74H97V76L99 75ZM119 74V73H118ZM153 74V73H152ZM207 74H208V72H207ZM206 74V75H207ZM1 75V74H0ZM12 75H15V74H12ZM67 75V76H68ZM107 75V74H106ZM105 75V77H104V79H106V77H107V83H109L110 82V79L113 77L112 75V77L109 79L108 78V76L110 77V75H108V76H106ZM114 75H116V74H114ZM191 75H193V76H195L194 74H191ZM211 75V74H210ZM217 75V74H216ZM97 76H96V78H97ZM148 76H149V74H148ZM147 76V77H148ZM192 76V77H193ZM198 75H196L195 77H197ZM207 76H209V75H207ZM11 77V76H10ZM17 78H18V75L16 76ZM21 77V76H20ZM26 78V79H28V77H26L25 75H23V77L22 78ZM72 77V78H73ZM114 77H116V76H114ZM150 77V76H149ZM148 77V78H149ZM201 77H203L202 75H201ZM206 77V76H205ZM211 77V76H210ZM4 78V77H3ZM21 78V79H22ZM70 78V77H69ZM143 78V77H142ZM152 78V77H151ZM191 78V77H190ZM209 78V77H208ZM242 78V77H241ZM263 78V77H262ZM10 79V78H9ZM18 79H20V78H18ZM21 79H20V81H21ZM199 79H201L200 77H199ZM205 79V78H204ZM203 79V80H204ZM247 79V78H246ZM3 80V79H2ZM1 79H0V81L1 82H3V81H5V80H3L2 81ZM6 80H8V79H6ZM30 80V79H29ZM69 80V79H68ZM71 81H72V84H73V81L74 80H72V79H70ZM69 80V81H70ZM112 80V79H111ZM142 80H146V79H142ZM147 80H149V79H147ZM152 80V79H151ZM150 80V81H151ZM202 79L200 80V82H199V80H195L194 79V81H192V83H195L196 81H198V83H201V81H203ZM206 80V79H205ZM204 80V81H205ZM245 80V79H244ZM249 80V79H248ZM261 80V79H260ZM70 81V82H71ZM76 81V80H75ZM75 81H74V83H75ZM103 81V80H102ZM184 81V82H183ZM207 81V80H206ZM215 81V80H214ZM247 81V80H246ZM259 81V80H258ZM6 83H7V81H5ZM25 82H27L26 80H25ZM28 82H30V81H28ZM99 82V83H100ZM149 82V81H148ZM245 82V81H244ZM243 82V83H244ZM248 82H251L250 80L248 81ZM262 82L263 81H261L260 82V84H262ZM4 83V82H3ZM9 83V82H8ZM15 83H16V81H15ZM52 83V82H51ZM97 83H98V81H97ZM107 83H105V85L107 84ZM204 83H206V82H204ZM206 84L205 86H207V85H209V84ZM253 83H254V80H253ZM32 84V83H31ZM71 84V85H72ZM151 84V83H150ZM153 84V85H152ZM151 85L154 87V82L152 83ZM176 84H177V86H176ZM190 84V83H189ZM246 84V83H245ZM252 84V83H251ZM256 84V83H255ZM254 84V85H255ZM2 85V84H1ZM19 85V84H18ZM22 85V84H21ZM34 85V84H33ZM100 85V84H99ZM114 85V84H113ZM156 85V84H155ZM194 85V84H193ZM253 85V84H252ZM259 85V84H258ZM24 86H25V84H24ZM51 86V85H50ZM73 86V85H72ZM79 86V85H78ZM96 86H98V85H96ZM102 86V85H101ZM97 87L96 88V91H93V93H92V95H93V99H92V101H93V103H92V109H89V110H92V111H95L94 109H97V108H100V107H103L102 105L103 104H105V107H109V108H111V104L110 103H107V100H102V99H100V96L99 95H102L103 94V92H104V87L106 88L107 87V85L106 86H104L103 85V87ZM146 86H149V85H146ZM248 86V85H247ZM113 87V86H112ZM164 87V88H163ZM254 87V86H253ZM16 88V87H15ZM20 88V87H19ZM38 88V87H37ZM73 88H74V86H73ZM76 88V87H75ZM99 88H100V90H99ZM103 88V89H102ZM115 88H117V87H115ZM249 88V87H248ZM251 88V87H250ZM4 89V88H3ZM3 89H1L2 91H4ZM127 89H129V91L127 90ZM171 89V88H170ZM244 89V88H243ZM257 89V88H256ZM15 90V89H14ZM75 90H77V89H75ZM83 91H84V89H82ZM113 90V89H112ZM111 90V91H112ZM116 90V89H115ZM146 90V89H145ZM144 90V91H145ZM192 90H196L197 91V93L196 94H193L192 92ZM250 90H252V89H250ZM1 91V92H2ZM73 92H74V90H72ZM78 91V90H77ZM83 91H81V92H83ZM119 91V90H118ZM132 91V92H133ZM147 91V90H146ZM145 91V92H146ZM164 91H167V92H169V90L167 89H164ZM247 91V90H246ZM249 91V90H248ZM247 91V92H248ZM72 92V93H73ZM86 92H89V91H86ZM92 92V91H91ZM115 92H117V90L115 91ZM131 92V91H130ZM131 92V94H134V93H132ZM138 92V91H137ZM144 92V93H145ZM155 92H157V91H155ZM160 92V93H161ZM27 93V92H26ZM77 93H79V96H80V90L77 92ZM76 93V94H77ZM84 93V92H83ZM98 93V95H96ZM111 93V92H110ZM113 94H114V91L112 92ZM120 93V91L118 92V94ZM124 93H123V96H124ZM144 93H143V91H142V94H143V96H144ZM157 93H159V92H157ZM156 93V94H157ZM163 93V92H162ZM165 93V95H166V92H164ZM177 93H175V95H177ZM207 93H209V94H207ZM256 93V94H255ZM5 94H7L6 92L4 93V95H3V97L5 96ZM36 94V93H35ZM74 94V96H75V98L74 99H70V102L71 103H73V104H76V106L75 107H77V106H80V105H82V104H79V102H81V101H77V99L79 98L78 96H76V94L75 93H73ZM121 94V93H120ZM137 94V93H136ZM153 94H155V93H153ZM155 94V95H156ZM18 95H20V94H18ZM65 95V94H64ZM63 95V96H64ZM114 95H116V93L114 94ZM122 95V94H121ZM121 95H119V99H120V96ZM140 95V94H139ZM139 95H137V96H139ZM146 95V94H145ZM154 95V96H155ZM158 95V94H157ZM159 95H161V94H159ZM158 95V96H159ZM164 95V96H165ZM8 96H9V94H8ZM29 96H31V95H29ZM35 96V95H34ZM117 96V95H116ZM131 96V95H130ZM163 95H161V96H159V97H157L158 99L160 98V97H162ZM6 97V96H5ZM11 97V99L13 98V99H16V101H17V98H14V96L12 95V96H10ZM33 97V96H32ZM92 97V96H91ZM110 97V96H109ZM148 97H150V95H148ZM147 97V98H148ZM168 97V99H170ZM203 97V98H202ZM217 97V98H216ZM2 98V97H1ZM8 98V97H7ZM65 98V97H64ZM71 98H72V96H71ZM112 98V97H111ZM132 98H135V97H132ZM131 98V99H132ZM138 99H140L139 97H137ZM137 98H135L136 99V101H137ZM143 98L144 97H142L140 100L141 101H143ZM151 98H153L154 99V97H151ZM163 98V97H162ZM201 98V99H200ZM119 99H116V101L117 102H119L120 100ZM128 99V98H127ZM157 99V100H158ZM210 99V98H209ZM208 99V101H209V103L211 102L210 100ZM72 100V101H71ZM86 100V99H85ZM126 102L128 101V100H126V99H124ZM124 100H122V101H124ZM149 99H147V101H148ZM160 100V104H161V99H159ZM164 100V99H163ZM113 102H115L114 100H112ZM139 101V100H138ZM228 101V100H227ZM227 101H226V103H227ZM15 102V101H14ZM18 102V101H17ZM84 102V101H83ZM129 102V104L127 103H123V105H127V106H125V110H129V108H131L130 107V105H131V103H130V101H128ZM145 102V101H144ZM148 102H152V101H148ZM155 102V101H154ZM193 102V101H192ZM52 103L53 102H51V105H52ZM69 103V102H68ZM67 103V104H68ZM85 103V102H84ZM88 103H90V99H89V102ZM88 103H87V105H88ZM116 103V102H115ZM121 103V104H122ZM136 103H138L139 104V102H135V103H132V107H134L133 106V104H136ZM193 103H195V102H193ZM206 104V102H203V104ZM208 103V104H209ZM231 103V102H230ZM260 103V104H259ZM73 104H71V106L73 105ZM113 104V103H112ZM118 104V103H117ZM156 104V103H155ZM155 104H153V105H155ZM158 104V103H157ZM163 104V103H162ZM166 104V103H165ZM164 104V105H165ZM172 104V105H171ZM196 104V103H195ZM194 104V105H195ZM197 104H199V103H197ZM44 105V104H43ZM42 105V106H43ZM51 105H49L50 107H51ZM59 105H60V103H59ZM62 105H63V103H62ZM85 105V104H84ZM140 105V107H142L143 106V104H139ZM176 105L178 106V107H176ZM188 105V104H187ZM210 105H212V104H210ZM210 105H207L208 106V108H209V106ZM117 106V105H116ZM118 106H119V104H118ZM190 105H188V107H189ZM192 106V105H191ZM214 106H215V104H214ZM218 106H221L220 104L218 105ZM55 107V106H54ZM73 107V106H72ZM150 107V106H149ZM185 107V108H184ZM193 107V106H192ZM247 107V108H246ZM65 108V109H64ZM63 108V106H62V108L60 109V112L61 111H63L62 109H64V110H66V107H64ZM70 108V110H71V107H68L67 109H69ZM104 108V107H103ZM134 108H136V107H134ZM156 108V107H155ZM160 108H163L162 107V105H161V107ZM195 108H198V107H195ZM200 108V107H199ZM198 108V109H199ZM217 108V107H216ZM216 108H215V113H214V111H212L213 110V108L212 109H210V111H211V113L213 112L214 114H216ZM227 109V107H224V109ZM245 108V109H244ZM261 108V109H262ZM47 109H49L48 107H47ZM105 109V108H104ZM119 109V108H118ZM122 109H124L123 108V106H122ZM132 109V108H131ZM130 109V110H131ZM143 109H145V108H143ZM188 109V108H187ZM198 109H194L195 111H197ZM201 110H202V108H200ZM199 109V110H200ZM204 109V108H203ZM206 109V108H205ZM222 109V108H221ZM52 110H53V105H52ZM52 110H50V112H53ZM72 110H73V108H72ZM87 110V109H86ZM114 109H112V111H113ZM146 110V109H145ZM191 109H189V111H190ZM218 110H220V109H218ZM48 111V110H47ZM46 111V112H47ZM56 111H57V108H56ZM98 111V110H97ZM100 111V110H99ZM107 111V110H106ZM105 111V112H106ZM108 111H110V110H108ZM120 111V110H119ZM122 111V110H121ZM132 111V113H134L135 111H133V110H131ZM138 111V110H137ZM140 111H142L143 112V110H140ZM139 111V112H140ZM203 111V112H202ZM201 112H202V114L203 113H205L206 111H207V109H206V111H204V110H202ZM221 111V110H220ZM222 111H223V109H222ZM65 112H69L68 110H66ZM91 112V111H90ZM116 112H118L117 110H116ZM138 112V113H139ZM193 112V111H192ZM201 112H200V114H201ZM54 114H55V112H53ZM58 113V112H57ZM56 113V114H57ZM63 113V112H62ZM85 113H87L86 111H85ZM96 113H98V112H96ZM95 113V114H96ZM112 113V112H111ZM111 113H109L108 112V115L109 114H111ZM115 113V112H114ZM118 113H120V112H118ZM122 114L124 113V111L123 112H121ZM129 113H131V112H129ZM135 113H137V112H135ZM156 113H157V111H156ZM199 113V112H198ZM198 113H197V115H198ZM219 113V112H218ZM49 114V113H48ZM51 114V113H50ZM68 114V113H67ZM88 114V113H87ZM104 113L102 112V115H103ZM105 114H107V113H105ZM113 114V113H112ZM126 115L128 114L127 112L125 113ZM186 114H184L183 116H185L186 117ZM196 114V113H195ZM31 115V114H30ZM72 115H74V113L72 114ZM71 115V111H70V114H69V116L70 117H72L73 118V116ZM93 116H94V114H92ZM92 115H90L91 117H92ZM120 115V114H119ZM129 115L130 114H128L127 116H128V118H129ZM137 115V114H136ZM148 115V114H147ZM189 115V114H188ZM206 115V114H205ZM207 115H208V113H207ZM213 115V114H212ZM65 116H67V115H65ZM64 116V117H65ZM68 116V117H69ZM87 116V115H86ZM103 116H105V115H103ZM125 116V115H124ZM127 116H125V120H123V122L121 123V125L122 124H125L126 123V119H128V118H126ZM164 116V115H163ZM182 116V115H181ZM196 116V115H195ZM201 116V115H200ZM203 116V115H202ZM209 116V115H208ZM216 116V115H215ZM215 116H213V117H215ZM223 116V118H225ZM52 117V116H51ZM67 117V118H68ZM77 117V116H76ZM80 117V116H79ZM158 117V116H157ZM160 117V116H159ZM165 117V116H164ZM193 117V116H192ZM211 117V116H210ZM212 117V118H213ZM263 117V116H262ZM23 118V117H22ZM27 118V117H26ZM56 118V117H55ZM81 118V117H80ZM98 118V117H97ZM96 118V116H95V119H97ZM106 118V117H105ZM110 118H111V116H110ZM120 118V117H119ZM122 118V117H121ZM121 118H120V120H121ZM145 118H147V120H148V117H145ZM184 118V117H183ZM199 118V117H198ZM222 118V119H223ZM25 119V118H24ZM60 119V118H59ZM70 119V118H69ZM74 119H76L75 117H74ZM71 120V121H75V120ZM94 119V118H93ZM107 119V118H106ZM114 119V118H113ZM135 119V118H134ZM133 119V120H134ZM144 119V118H143ZM194 119V118H193ZM35 120V119H34ZM81 121H82V119H80ZM99 120V119H98ZM97 120V121H98ZM105 120V119H104ZM112 120V119H111ZM115 120V119H114ZM113 120V121H114ZM130 120V119H129ZM156 120V119H155ZM154 120V122H155V124H156V122L157 121H155ZM187 120H188V118H187ZM77 121H78V119H77ZM80 121V122H81ZM101 121V120H100ZM108 122H109V120H107ZM112 121V122H113ZM117 121V120H116ZM132 121V120H131ZM131 121L129 122V123H131ZM135 121H137L136 119H135ZM144 121H145V119L143 120V123H144ZM182 121H184V120H182ZM181 121V122H182ZM199 121V120H198ZM211 121H214V120H211ZM223 121V120H222ZM26 122V121H25ZM37 122V124H38V121H36ZM115 122V121H114ZM133 122V121H132ZM138 122V121H137ZM135 123V124H138V123ZM142 122V121H141ZM190 122V121H189ZM200 122V121H199ZM207 122H209V121H207ZM206 122V123H207ZM32 124L34 123V121L33 122H31ZM57 123V122H56ZM74 123V122H73ZM83 123V122H82ZM110 123V122H109ZM129 123H127V124H129ZM146 123V122H145ZM151 123V122H150ZM169 123V124H168ZM191 123V122H190ZM189 123V124H190ZM198 123V122H197ZM201 123V122H200ZM221 123V122H220ZM219 123V124H220ZM28 124V123H27ZM50 124V123H49ZM53 124V123H52ZM76 124V123H75ZM113 124V123H112ZM132 124V123H131ZM130 124V125H131ZM134 124V123H133ZM140 124V123H139ZM147 124V123H146ZM145 124V125H146ZM163 124H162V126H163ZM188 124V122L186 121V124H185V126ZM194 124V123H193ZM199 124V123H198ZM45 125H47L46 127L48 128L49 126H48V123L47 124H45ZM73 125V124H72ZM119 125V124H118ZM126 125V124H125ZM141 125H143V127H141L143 130H144V124H141ZM199 125H201V124H199ZM202 125H204V123H202ZM224 125V124H223ZM20 126H23V125H20ZM28 126H30V125H28ZM33 126V125H32ZM77 126H79L78 124H77ZM111 126H114V125H111ZM159 126V125H158ZM157 126V127H158ZM171 126H169V127H171ZM181 126V125H180ZM179 126V127H180ZM184 125H182V127H183ZM191 126H192V123H191ZM215 126V125H214ZM220 126V125H219ZM52 128H54V126L52 125L51 126ZM50 127V128H51ZM62 127V126H61ZM115 127H116V125H115ZM123 127V126H122ZM121 127V128H122ZM128 127H129V125H128ZM138 127V129H139V126H137ZM137 127H135L136 129H137ZM154 127V126H153ZM161 127V126H160ZM165 127H163L164 129H162V130H165L166 128ZM187 127V126H186ZM199 127V126H198ZM208 127V126H207ZM217 127V126H216ZM224 127V126H223ZM22 128H24V127H22ZM29 128V127H28ZM36 128H38V125H37V127ZM46 128V129H47ZM49 128V129H50ZM68 128V127H67ZM78 128H80V127H78ZM119 128H120V125H119ZM119 128L118 129H116V130H119ZM124 128V127H123ZM127 128V127H126ZM125 128V129H126ZM130 128H131V126H130ZM149 129H150V127H148ZM173 128H175V127H173ZM181 128V127H180ZM211 128V127H210ZM62 129H64V127L62 128ZM81 129V128H80ZM149 129H146L145 128V130H149ZM158 129V128H157ZM157 129L155 130V132H157ZM182 129V128H181ZM181 129L179 130V131H176V132H180L181 131ZM186 129V128H185ZM218 129V128H217ZM264 129V128H263ZM31 130H33V129H31ZM40 130V133L38 132ZM43 130V129H42ZM42 130L39 128V129H35V130H33V132H36V133H39V135H41L42 137H40V138H43V136H44V133L45 132H43V135H42ZM52 130V129H51ZM84 130V129H83ZM83 130H81V131H83ZM87 130V129H86ZM88 130L90 131V129L88 128ZM113 130V129H112ZM115 130V131H116ZM130 130V129H129ZM131 130H135L134 128H132ZM130 130V131H131ZM144 130V131H145ZM176 130V129H175ZM174 130V131H175ZM202 129L200 128V130L199 131H201ZM205 130V129H204ZM208 130V129H207ZM213 130V129H212ZM215 130V129H214ZM27 131V130H26ZM47 131V130H46ZM70 131V130H69ZM72 131V130H71ZM103 131V130H102ZM101 131V132H102ZM114 131V132H115ZM125 131V130H124ZM129 131V132H130ZM139 131V130H138ZM151 131H152V128H151ZM166 131V130H165ZM165 131H163V132H165ZM195 131V130H194ZM206 131V130H205ZM216 131V130H215ZM214 131V132H215ZM29 132H31V131H29ZM53 132H55L54 130H53ZM53 132H52V134H53ZM73 132H75L74 130H73ZM78 132H80V130L78 131ZM84 132V131H83ZM118 132V131H117ZM122 132V131H121ZM154 132V131H153ZM163 132H161V130H160V133H163ZM169 132V131H168ZM181 132H183L184 133V131H181ZM207 132V131H206ZM214 132H212V133H214ZM71 133V132H70ZM76 133V132H75ZM75 133H71L73 136H75L76 134ZM112 133V132H111ZM116 133V132H115ZM119 133H120V131H119ZM123 133V132H122ZM132 132H130L129 134H131ZM146 133V132H145ZM144 133V134H145ZM157 133H159V132H157ZM187 133V132H186ZM185 133V134H186ZM207 133H209V131L207 132ZM212 133H210V134H212ZM31 134V133H30ZM83 134V133H82ZM98 134L100 135V133L98 132ZM133 134V133H132ZM179 134V133H178ZM181 134V133H180ZM188 134H190V132L188 133ZM187 134V135H188ZM198 134V133H197ZM215 134H217L216 132H215ZM21 135V134H20ZM46 136H47V134H45ZM138 135H140V134H138ZM146 135H147V133H146ZM146 135L144 136V135H142V136H144L143 137V140L141 139V142H143L144 143V139H146L145 137H146ZM150 135V134H149ZM153 135V134H152ZM157 135V134H156ZM159 135H162V134H159ZM159 135H158V138H157V136H155L156 137V139H158V140H160L159 139ZM169 135H171V134H169ZM173 135V134H172ZM174 135H176V134H174ZM9 136V135H8ZM22 136V135H21ZM35 136H37V135H35ZM46 136H44L45 138V140H49V139H46L47 137ZM52 136V135H51ZM76 136H79V135H76ZM96 136V135H95ZM105 136V135H104ZM109 136V135H108ZM113 136V135H112ZM114 136H115V134H114ZM113 136V137H114ZM165 136H167V132H166V134H165ZM212 136V135H211ZM215 136V135H214ZM16 137V136H15ZM18 137V136H17ZM33 137H34V135H33ZM39 136H37V139H39L38 138ZM61 137H62V135H61ZM60 137V138H61ZM109 137H111V135L109 136ZM117 137V136H116ZM125 137H127L126 136V134H125ZM139 137V136H138ZM178 137H180L179 135H178ZM181 137H183V136H181ZM197 137V136H196ZM20 138V137H19ZM30 138V137H29ZM32 138V137H31ZM30 138V139H31ZM35 138V137H34ZM57 138V137H56ZM55 138V139H56ZM63 140H64V142L67 140H65V137H64V135H63ZM67 138V137H66ZM73 138V137H72ZM71 138V139H72ZM78 138V137H77ZM92 138V137H91ZM98 138V137H97ZM130 138H131V136L129 137V140H130ZM133 138V137H132ZM136 138V137H135ZM185 139H186V135H185V137H184ZM184 138H183V140H184ZM189 138V137H188ZM195 138V137H194ZM58 140H60L59 138H57ZM70 139V138H69ZM90 139V138H89ZM115 139H119L118 137L117 138H115ZM115 139H114V141H115ZM124 139V138H123ZM127 139V138H126ZM139 139H140V137H139ZM156 139H154V136H153V141L154 140H156ZM163 139V138H162ZM175 139V138H174ZM190 139H192V138H190ZM203 139H205V138H203ZM17 140V139H16ZM24 140V139H23ZM29 140V139H28ZM33 140V139H32ZM32 140H30V143H31V141ZM58 140H55V141H58ZM93 140V139H92ZM96 140V139H95ZM99 140V139H98ZM108 140H109V138H108ZM111 140V139H110ZM128 140V141H129ZM136 140V142H138L137 141V138L135 139ZM150 140V139H149ZM152 140V139H151ZM169 140H171L170 138H169ZM175 140H177V139H175ZM182 140V139H181ZM183 140H182V142H183ZM202 140V139H201ZM207 140V139H206ZM241 141V143H243V145L241 146V143L239 142V141ZM25 141H27V140H25ZM34 141L35 142H37V143H40L41 142V139H40V141H36L35 139H34ZM46 141V142H47ZM102 141H104V140H101V142ZM113 141V140H112ZM111 141V142H112ZM112 142L113 143V145L114 144H117V143H115V142ZM122 141V140H121ZM157 141V140H156ZM190 141H192V140H190ZM256 141V140H255ZM263 141V140H262ZM49 143H50V141H48ZM88 142H89V140H88ZM99 142V141H98ZM140 142V143H141ZM174 142H176V141H174ZM181 142V141H180ZM194 142V141H193ZM15 143V142H14ZM62 143V142H61ZM100 143V142H99ZM98 143V144H99ZM103 143H105V142H103ZM122 143H124V142H122ZM126 143V142H125ZM128 143V142H127ZM143 143H142V148L144 147L143 146ZM151 143V142H150ZM149 143V144H150ZM177 143H178V141H177ZM185 144H187L186 142H184ZM199 143V142H198ZM202 143V142H201ZM257 143H259V142H257ZM261 143H263V142H261ZM11 144V143H10ZM44 144V143H43ZM63 144V143H62ZM91 144V143H90ZM109 144V143H108ZM128 144H130V141H129V143ZM132 144V143H131ZM133 144H135V143H133ZM139 144V143H138ZM152 144V143H151ZM170 144V143H169ZM171 144H173V143H171ZM191 144H192V142H191ZM214 145H215V143H213ZM238 144H240V145H238ZM20 145H21V142H20ZM35 145H37V144H35ZM41 145V144H40ZM45 145V144H44ZM46 145H48V144H46ZM45 145V146H46ZM50 145H52V144H50ZM53 145H54V143H53ZM88 145H89V143H88ZM104 144H102V146H103ZM122 144H120V146H121ZM145 145V144H144ZM175 145H177V146H173L172 148H173V150H172V152L174 151V150H176L175 148H177L178 147V144H175ZM180 145V144H179ZM188 145H189V143H188ZM187 145V146H188ZM205 145V144H204ZM211 145V144H210ZM214 145H212V147H214ZM256 145V144H255ZM263 146V144H260L259 143V146ZM15 146V145H14ZM17 146V145H16ZM22 146V147H21ZM20 146V148H23L24 146L23 145H21ZM44 146V147H45ZM87 146V145H86ZM108 146V145H107ZM115 146V145H114ZM123 146V145H122ZM125 146V145H124ZM129 147H131V145H128ZM147 146H149L150 147V145H147ZM147 146H146V148H147ZM157 146V145H156ZM184 146V145H183ZM241 146V147H240ZM42 147V146H41ZM49 147V146H48ZM58 147V146H57ZM68 147V146H67ZM66 147V148H67ZM99 147V146H98ZM97 147V148H98ZM103 147H106L105 145L103 146ZM109 147V149L111 148V146L109 145L108 146ZM134 147H138V146H136V144H135V146ZM134 147H131V148H134ZM170 147V146H169ZM207 147V146H206ZM240 147V148H239ZM250 147V146H249ZM15 148V147H14ZM25 148H27L26 146H25ZM43 148V147H42ZM54 148V147H53ZM52 148V149H53ZM64 148V147H63ZM84 148V147H83ZM115 148V147H114ZM117 148V147H116ZM145 148V147H144ZM154 148V147H153ZM190 148V147H189ZM197 148V147H196ZM34 149V148H33ZM52 149H51V153H53L52 152ZM65 149V148H64ZM81 149V148H80ZM79 148H78V150H80ZM87 149V148H86ZM107 149V148H106ZM112 149V148H111ZM110 149V150H111ZM119 149V148H118ZM117 149V150H118ZM139 149V148H138ZM161 149V148H160ZM169 149V148H168ZM185 149V148H184ZM195 149V148H194ZM199 150V153H200V148H198ZM238 149H239V151H238ZM256 149V148H255ZM27 150H31V148L30 149H27ZM100 150V149H99ZM98 150V151H99ZM102 150V149H101ZM108 150V149H107ZM122 150V149H121ZM125 150V149H124ZM127 150H129L128 148H127ZM130 150H133V149H130ZM130 150L129 151H126L125 153H126V155H129L128 154V152L130 153ZM157 150V149H156ZM155 150V151H156ZM165 150H166V148H165ZM190 150V149H189ZM188 150V151H189ZM192 150H193V148H192ZM191 150V151H192ZM210 150V149H209ZM212 150V149H211ZM233 150V149H232ZM253 150V149H252ZM2 151V150H1ZM0 151V152H1ZM20 151H22V149L20 150ZM33 151V150H32ZM48 151H49V149H48ZM103 151V150H102ZM106 151V150H105ZM137 151H139V150H137ZM151 151V150H150ZM171 151V150H170ZM169 151V152H170ZM184 151V150H183ZM234 151V150H233ZM6 151L4 150V152L3 153H0L1 155L2 154H4ZM12 152V151H11ZM35 152H36V150H35ZM100 152V151H99ZM98 152V155H100L101 153H99ZM152 152V151H151ZM162 152V151H161ZM171 152V153H172ZM194 151H192V153H193ZM197 152V151H196ZM203 152V151H202ZM204 152H206V151H204ZM251 152V151H250ZM254 153H255V151H253ZM42 153V152H41ZM45 153H48V152H45ZM59 153V152H58ZM97 153V152H96ZM104 153L105 152H103V154L102 155H100V156H103V157H105L104 156ZM107 153H108V151H107ZM106 153V154H107ZM109 153H111V152H109ZM119 153H120V150H119ZM122 153V152H121ZM125 153H123V154H125ZM138 153V152H137ZM139 153H141V152H139ZM166 153H167V151H166ZM171 153H169L170 154V156H172L171 155ZM191 153V152H190ZM231 153V152H230ZM10 154V153H9ZM19 154V153H18ZM32 153H30V152H27V158L31 155ZM89 154V153H88ZM118 154V153H117ZM131 155H132V151H131V153H130ZM165 154V153H164ZM173 154V153H172ZM189 153L187 152L186 153V156L188 155ZM201 154V153H200ZM226 154H228V153H226ZM33 155V154H32ZM44 155H46V154H44ZM75 155V154H74ZM94 155V154H93ZM96 155V154H95ZM134 155V154H133ZM132 155V156H133ZM140 155V154H139ZM168 155V154H167ZM185 155V154H184ZM193 155H196V153L194 154L193 153ZM208 155V154H207ZM250 155H252V154H250ZM13 156H15V154L13 155ZM12 156V157H13ZM24 156H26V155H23V158H26V157H24ZM37 155H35V157H36ZM56 156V155H55ZM85 156V155H84ZM89 156H91L90 154H89ZM111 156H112V154H111ZM122 156V155H121ZM120 156V159L122 160H124V158L123 157H121ZM125 156V155H124ZM132 156H130L129 158L127 157L126 159H128V160H130L131 159V157ZM135 156V155H134ZM174 156V155H173ZM171 157L172 159L171 160H173V158L174 157ZM182 156V155H181ZM200 156V155H199ZM231 156H232V154H231ZM4 157V156H3ZM8 157H10V156H8ZM16 157V156H15ZM18 157V156H17ZM30 157H32V156H30ZM29 157V158H30ZM38 157H39V155H38ZM42 157V156H41ZM58 157V156H57ZM74 157V156H73ZM79 157V156H78ZM77 157V158H78ZM88 157V156H87ZM118 158H119V156H117ZM151 157V156H150ZM182 157H184V156H182ZM195 157V156H194ZM53 158H54V156H53ZM59 158V157H58ZM57 158V159H58ZM72 158V157H71ZM81 158H84V157H82L81 156ZM80 158V159H81ZM90 158H92V157H90ZM99 158V157H98ZM116 158V157H115ZM134 158V157H133ZM148 158V157H147ZM161 158H162V160H163V157L161 156ZM199 158V157H198ZM224 158V157H223ZM229 158V157H228ZM32 159V158H31ZM35 159H38L37 157L35 158ZM80 159H79V161H80ZM94 159H96V160H99V159H97V157L96 158H94ZM107 159V158H106ZM108 159H110V161L109 162H111L112 160V157L111 158H109L108 157ZM135 159H137V158H135ZM139 159V158H138ZM160 159V158H159ZM187 159V158H186ZM186 159H184V160H186ZM234 159V158H233ZM250 159V162L252 163V164H254V169L252 170V172H253V175H252V178L251 179H249L248 178V175H245L246 177H242V176H239V178H237V180H235L236 181V183H234V185L232 186V188H231V190L230 189H227V186H228V184H225V182H224V184H222V183H220L221 182V179H222V176H217V175H215V178H214V181H213V179H212V182H208V181H206L209 177L207 176V174L204 176V178H200V183H199V186L198 187H200V189L198 190V191H193L192 192V190H194L195 189V184H194V189L192 188V185H191V192L192 193H190L189 194V191H188V194H189V198L188 199H186L185 201H176L175 199H171V201H169V200H167L166 202H164V203H160L161 205H158V207L157 206H154V207H152L151 206V204H150V206L149 207H152V208H147L148 207V205H146L147 207V212H146V214L145 215H141L140 214V212H139V209L141 208H139V207H134L136 204L134 203V205H133V207H128V206H126L127 208H129V209H126V208H124V206L122 205V203L124 202V201H128V200H136L137 199V192H138V190L140 189V188H142V186L144 187L145 186V182L147 181H145V182H143L142 181V183H143V185H139V188L138 187H131L132 186V184H131V186H130V188L129 189H125V188H121L120 190H118L117 192H116V197H113L114 198V200L116 201H114L116 204H118V210H117V214H115V215H113V213H112V217L111 216H109V215H107V212L105 211V210H103V208L102 207H99V208H96V207H93L92 205H91V201H90V205H88V204H86V203H84V201L83 200H81V198H80V194H79V196H78V198H79V200L77 201V202H75L74 203V205H73V207H74V209H75V211H78V212H82V211H84L85 210V208H90V210H91V212H89V213H91V219H90V217H88L89 216V214L87 215V217L90 219H88V221L89 222H87L86 220V222H85V227H87V228H89L90 230H91V232L92 233H95V236H94V241H91V240H89L88 239V237L86 236V234L84 235V236H82V234H79V230H81L82 229V227H83V224H81L80 222H78V220H80L79 218H81V217H79L78 218V220L77 221H73V219H70L69 218V216H68V214H65V213H61L62 215H61V217L59 218V217H57V218H53V220L52 219H50L51 218V216H49V218L47 217V216H44V219H42V221H45L46 219L48 220V222H46V225H44V226H42L41 227V225H39V222L38 223H34L35 225L34 226H36V227H34V228H31V229H33V230H30V233H31V235H29L30 233H28L27 232V230H26V232L28 233V234H26V235H28V236H30L29 237V240L28 241H24L23 239H19V236H18V240H16V241H11L12 239H16L15 237L13 238V237H11L12 239L8 242L7 241V236H5V237H7V238H3V242L2 243H6L5 245V247H6V250L7 249H10V250H12V248H15L16 247V245L18 246V244L20 243V241H24V242H22V244H24V247H35V245H37V243L38 242H40L41 241V239H42V237H41V233H44V232H50V231H54L55 232V230L57 231L56 232V234L55 235H52V239L51 240H53V241H57V238L58 237H62V235H64V233H67V234H72V235H74V239H75V241H74V239H71L70 240V242H71V245L69 244V246H72V244H73V242L72 241H74V249H72V248H70L69 246H68V248H67V250L70 248V249H72V251L73 252H75L74 253V255L72 254V255H70V258H68V259H70V262L72 263V264H82V263H84L85 261H87V260H89V259H91V257L93 256V248H94V246H100V248L102 249V256L104 257V259H106L107 260V262L106 263H108V264H117V263H120L121 261H124V264H128V261H129V259L132 257V256H134V254L136 253L135 252V244H136V246H139V247H147L148 248V246L150 245V238H148V239H144V240H140L139 239V236H140V234L143 232L144 233V231L147 229H149V230H151V229H155V228H164L165 230H168L170 227V224L172 223L171 221H173V225L172 226H175L176 228H177V230L181 233V232H184V233H188L189 231H188V228H189V226L191 225V224H194L195 225V223H196V228H195V230L193 231V234L191 235V234H189L188 233V235H191L193 238V240H194V245H193V247L195 248V249H200V248H203L204 250H205V253L207 252V253H209V254H211V255H214L216 258H218V257H220L222 254H223V256H224V258H225V261H226V263L227 264H231V263H233V262H235V261H237L238 259H239V257H238V254H240L239 256L242 258V260L244 261V264H261V262H263V260H264V194L262 193V189H254L253 188V186H252V183H253V178H257V180L258 179H264V151L263 150H260V152L258 153V154H256V155H253L252 156V158H249ZM8 160V159H7ZM13 160H15V159H13ZM22 160V159H21ZM33 160V159H32ZM31 160V161H32ZM55 160H56V158H55ZM67 160V159H66ZM72 160V159H71ZM91 160H93V159H90L89 161H91ZM147 160V159H146ZM162 160H159V161H162ZM171 160H168V161H164L165 162V164L168 162L169 164H168V166L171 164ZM184 160H182V161H184ZM219 160H221V159H219ZM232 160V159H231ZM23 161H28L27 159H24ZM31 161H30V163H31ZM50 161V160H49ZM61 161V160H60ZM60 161H59V163H60ZM74 161V160H73ZM72 161V162H73ZM75 161H77V159H75ZM94 161V160H93ZM93 161H91V162H93ZM100 161V160H99ZM104 160H102V162H103ZM107 161V160H106ZM115 161V160H114ZM127 161V160H126ZM132 161V160H131ZM134 161V160H133ZM136 161V160H135ZM140 161V160H139ZM182 161H181V163H182ZM227 161V160H226ZM234 161V160H233ZM243 161V160H242ZM53 162V161H52ZM85 162H87V161H85ZM105 162V161H104ZM102 163V164H105V163ZM121 162V161H120ZM173 163H174V160L172 161ZM175 162H178L179 163V160L177 161V160H175ZM193 162V161H192ZM225 162V161H224ZM223 162V164H224V166H225V163ZM19 163V162H18ZM45 163H47V162H45ZM51 163V162H50ZM56 163V162H55ZM54 163V164H55ZM67 163V162H66ZM94 163V162H93ZM95 163H96V161H95ZM101 163V162H100ZM114 164H115V162H113ZM130 163V162H129ZM135 164H137V162H134ZM139 163V162H138ZM150 163V162H149ZM148 163V164H149ZM160 163V162H159ZM237 163V162H236ZM250 163V164H251ZM11 164V163H10ZM13 164H17V163H13ZM20 164V163H19ZM37 164V163H36ZM58 164V163H57ZM55 165V167H59L60 168V164H58V165ZM67 164H69V163H67ZM76 164V163H75ZM77 164H79L78 162H77ZM85 164V163H84ZM101 164V165H102ZM110 164V163H109ZM114 164L112 165V167H114ZM119 164V163H118ZM142 164V163H141ZM174 164H176V163H174ZM216 164V163H215ZM244 164V163H243ZM251 164V165H252ZM3 165V164H2ZM12 165V164H11ZM43 165V164H42ZM52 165V164H51ZM63 165V164H62ZM93 165V164H92ZM143 165V164H142ZM142 165H140V166H142ZM157 165H158V163H157ZM172 165V164H171ZM188 165V164H187ZM186 165V166H187ZM192 165V164H191ZM229 166L231 165V164H228ZM247 165V164H246ZM251 165H249V167H251ZM22 166V165H21ZM31 166V165H30ZM36 166V165H35ZM37 166H39V165H37ZM37 166L35 167L36 169H37ZM64 166V165H63ZM71 166V165H70ZM74 166V165H73ZM83 166V165H82ZM81 165L80 166H78V167H82ZM86 167H87V164L85 165ZM116 166V165H115ZM123 166H128V165H126L125 163H123ZM144 166V165H143ZM179 167H181L180 165H178ZM185 166V167H186ZM215 166V165H214ZM217 166V165H216ZM240 166V165H239ZM14 167V166H13ZM58 167H57V170H58ZM67 167V166H66ZM84 167V166H83ZM88 167H89V165H88ZM94 167V166H93ZM101 167V166H100ZM102 167H104V166H102ZM145 167V166H144ZM144 167H143V169H144ZM158 168L160 167V165H158L157 166ZM164 167V166H163ZM165 167H167V164H166V166ZM173 167V165L171 166V168ZM174 167L176 168V165H174ZM25 168H27V167H25ZM47 168V167H46ZM85 168V167H84ZM96 168H98V167H96ZM107 168V167H106ZM115 168H119V167H115ZM135 167H133V169H134ZM146 168V167H145ZM170 168V167H169ZM172 168V173L174 172V174L173 175H175L176 173H177V171H183V170H176V169H178V168ZM183 168V167H182ZM187 168V167H186ZM213 168H215V167H213ZM212 168V169H213ZM220 168H221V166H220ZM224 168V167H223ZM225 168H227V167H225ZM251 168H253V167H251ZM3 169V172H6V171H4V170H6V167L5 168H1L0 170H2ZM14 169V168H13ZM16 169H18L19 170V167H17ZM14 170L15 172V174H17V172L16 171H18V170ZM30 169V168H29ZM42 169V168H41ZM62 169V168H61ZM68 169V168H67ZM70 169V168H69ZM72 169V168H71ZM73 169H76V167L75 168H73ZM86 169V168H85ZM85 169L83 170V171H85ZM100 169V168H99ZM114 169V168H113ZM168 169V168H167ZM184 169V168H183ZM193 169V168H192ZM191 169V170H192ZM230 169V168H229ZM228 169V170H229ZM22 170H23V168H22ZM32 170V169H31ZM55 170V169H54ZM53 170V171H54ZM64 170H65V168H64ZM76 170H78V169H76ZM75 170V171H76ZM89 170H93V169H91V166L89 167ZM116 170H118V169H116ZM125 170V169H124ZM131 170V169H130ZM175 170V171H174ZM35 171V170H34ZM56 171V170H55ZM66 171V170H65ZM80 171V170H79ZM120 171V170H119ZM168 171H170L171 172V170H168ZM193 171V170H192ZM208 171V170H207ZM223 171V170H222ZM230 171V170H229ZM242 171V170H241ZM244 171V170H243ZM247 171V170H246ZM2 172V173H3ZM10 172H12V170L10 171ZM21 172L22 171H20V175H23V173L21 174ZM50 172H52V171H50ZM50 172H48V174H50ZM57 172V171H56ZM55 172V175L57 174ZM68 172H71V171H68ZM74 171H72V173H73ZM86 172H88V170L86 171ZM92 172H94V170L92 171ZM92 172L89 174V176H90V178L89 177H87L86 179H91V177H92V179H94L93 178V174H92ZM95 172H96V170H95ZM94 172V173H95ZM105 172H106V170L104 171V172H102V173H104V175H105ZM109 172H111V171H109ZM125 172H126V170H125ZM133 172V171H132ZM169 172V173H170ZM176 172V173H175ZM188 172V171H187ZM213 172V171H212ZM251 172V171H250ZM8 173V172H7ZM14 173H10V174H12V175H15ZM24 173L26 174V172L24 171ZM28 173H30L29 171H28ZM34 173V172H33ZM53 173V172H52ZM51 173V174H52ZM58 173H60V172H58ZM71 173V174H72ZM75 173V172H74ZM73 173V174H74ZM82 173H84L85 174V172H82ZM98 172H96L95 173V176H96V174H97ZM112 173V172H111ZM120 173V175L121 176H123V175H125L124 173H122V172H119ZM134 173V172H133ZM137 173V172H136ZM135 173V174H136ZM146 173V172H145ZM150 173V172H149ZM163 173H165V172H163ZM207 173V172H206ZM4 174V173H3ZM6 174V173H5ZM4 174V175H5ZM50 174V175H51ZM54 174V173H53ZM99 175H100V173H98ZM115 174V173H114ZM134 174V175H135ZM192 174V173H191ZM190 174V175H191ZM226 174V173H225ZM235 174V173H234ZM0 175H1V173H0ZM3 175V176H4ZM11 175V176H12ZM20 175H18V176H16V177H21ZM27 175V174H26ZM33 175V174H32ZM55 175H51V176H55ZM58 175V174H57ZM65 175H67V174H65ZM82 175V174H81ZM80 175V176H81ZM119 175V176H120ZM127 175V174H126ZM125 175V176H126ZM137 175H139V174H137ZM144 175H146V174H144ZM161 175V177L163 176L162 175V173L160 174ZM160 175H158L159 177H160ZM165 175V174H164ZM170 175H171V173H170ZM173 175H171V177H173L172 179H171V177L169 176V174H167V177L169 178L170 177V179L171 180H175V181H177V180H180L181 179V177H182V175H181V177L179 176V174H176V176L174 177ZM187 175H188V173H187ZM187 175H184L183 174V178H185V176H187ZM193 175V174H192ZM197 175V174H196ZM224 175V174H223ZM237 175V174H236ZM242 175V174H241ZM8 175L6 174L5 175V177H7ZM42 176H45V170H44V174L42 175ZM48 176V175H47ZM71 176V175H70ZM77 175L75 174V176H73L74 177V179H75V177H76ZM79 176V177H80ZM83 176H85V175H83ZM94 176V177H95ZM101 176V175H100ZM114 176V175H113ZM112 176V177H113ZM116 176H118V175H116ZM115 176V177H116ZM130 176V175H129ZM140 176V175H139ZM189 176V175H188ZM188 176L186 177V178H188ZM194 176V175H193ZM206 176L208 177L207 179H206ZM35 177H36V175H35ZM59 178H60V176H58ZM72 177V178H73ZM97 177H98V175H97ZM114 177V178H115ZM146 177V176H145ZM148 177V176H147ZM165 177H166V175H165ZM166 177V178H167ZM198 177V176H197ZM201 177H202V174H201ZM250 177H251V175H250ZM10 178V177H9ZM22 178V177H21ZM20 178V179H21ZM31 178V177H30ZM44 178H46V177H44ZM63 178V180H64V177H62ZM65 178H66V176H65ZM68 178H70V177H68ZM81 178V177H80ZM102 178V177H101ZM103 178H106V177H103ZM110 178V177H109ZM109 178H108V180H109ZM118 179H121L122 177H117ZM132 178V177H131ZM130 178V179H131ZM133 178H134V176H133ZM137 178V177H136ZM144 178V177H143ZM165 178V179H166ZM191 178V177H190ZM17 179V178H16ZM40 179V178H39ZM73 179V180H74ZM97 179V178H96ZM113 179V178H112ZM116 179V178H115ZM127 179H128V177H127ZM146 179V178H145ZM158 179V178H157ZM193 180H194V177L192 178ZM192 179H190L189 180V182L191 181V182H193L192 181ZM204 179H206V180H204ZM228 179V178H227ZM230 179V178H229ZM234 179V178H233ZM246 179H249V180H246ZM24 180V179H23ZM27 180V179H26ZM35 180V179H34ZM57 180V179H56ZM56 180H52V181H56ZM61 180V179H60ZM75 180H77V179H75ZM81 179H79V181H80ZM98 180H99V178H98ZM102 180V179H101ZM106 180V179H105ZM117 180V179H116ZM144 180V179H143ZM162 180V179H161ZM164 180V179H163ZM183 180V179H182ZM186 179H184L183 180V182L182 183H184V181H185ZM33 181V180H32ZM66 181V180H65ZM68 181V180H67ZM121 181H122V179H121ZM120 181V182H121ZM124 181H125V179H124ZM138 181L139 180H137L136 181V183H138ZM159 181V180H158ZM228 181V180H227ZM230 181V180H229ZM6 182V184H7V186L9 187V188H11L13 191H16L17 189H18V187H17V184L13 181V180H6L5 181ZM17 182V181H16ZM40 182H42L43 183V181L40 179ZM39 182V184H42V183H40ZM90 181H88V183H89ZM105 182V181H104ZM106 182H107V180H106ZM116 182V181H115ZM127 182V181H126ZM130 182V181H129ZM174 182V181H173ZM172 182V183H173ZM231 182V181H230ZM255 182V181H254ZM3 183V182H2ZM25 183V182H24ZM27 183V182H26ZM34 183V182H33ZM38 183V181H36V184ZM46 183V182H45ZM57 183H59L58 181L56 182V184ZM74 183V182H73ZM77 183V182H76ZM86 183V182H85ZM87 183V184H88ZM93 183V182H92ZM103 183V182H102ZM109 183L111 184L112 182L111 181H109ZM114 183V182H113ZM131 183V182H130ZM133 183V182H132ZM135 183V182H134ZM133 183V184H134ZM142 183H140V184H142ZM149 183V182H148ZM154 183V182H153ZM176 183V182H175ZM179 183V182H178ZM197 183V182H196ZM36 184H33L34 185V187H35V185ZM38 184V185H39ZM53 184V183H52ZM62 184V183H61ZM60 184V185H61ZM90 184V183H89ZM107 184V183H106ZM125 184V183H124ZM156 184H157V181H156ZM177 184V183H176ZM192 184V183H191ZM258 184V183H257ZM261 184V183H260ZM37 185V186H38ZM43 185H45V184H43ZM58 185V184H57ZM65 185V184H64ZM76 185V184H75ZM94 185V184H93ZM96 185H99V184H95V186ZM103 185V184H102ZM107 185H109V184H107ZM122 185V184H121ZM127 185H128V183H127ZM126 184H125V186H127ZM130 185V184H129ZM136 185V184H135ZM134 185V186H135ZM138 185V184H137ZM154 185V184H153ZM163 186V184H160L159 186ZM174 185V184H173ZM181 186L183 185V184H180ZM179 185V186H180ZM198 185V184H197ZM29 186V185H28ZM51 186V185H50ZM67 186V185H66ZM71 186V185H70ZM88 186H90V185H88ZM91 186H92V184H91ZM90 186V188H92ZM110 186V185H109ZM113 186V185H112ZM152 186V185H151ZM154 186H156V185H154ZM161 186V187H162ZM180 186V187H181ZM262 186V185H261ZM33 187V186H32ZM31 187V188H32ZM46 187V186H45ZM48 187V186H47ZM46 187V188H47ZM54 187H55V184H54ZM69 187V186H68ZM76 187H78V186H76ZM123 187H124V185H123ZM157 188V190H158V185L156 186ZM169 187V186H168ZM175 187H177V186H175ZM3 188V187H2ZM20 188V187H19ZM25 188V187H24ZM100 188H101V185H100ZM105 188V187H104ZM103 187H102V189L103 190H106V189H104ZM112 188V187H111ZM127 188V187H126ZM185 188H187L188 189V187H185ZM185 188H184V190H185ZM257 188V187H256ZM260 188V187H259ZM76 188H74L73 189V192H74V190H75ZM85 189H86V187H85ZM102 189H100V190H102ZM116 189V188H115ZM118 189V188H117ZM160 189V188H159ZM163 189V188H162ZM167 189V188H166ZM171 189V188H170ZM176 188H174V190H175ZM178 189V188H177ZM190 189V188H189ZM24 190V189H23ZM46 190V189H45ZM48 190H49V188H48ZM48 190H47V192H48ZM93 190V189H92ZM91 190V191H92ZM124 190V191H123ZM141 190V189H140ZM139 190V191H140ZM147 190V189H146ZM151 190V189H150ZM153 190H155V189H153ZM9 191V190H8ZM58 191V190H57ZM60 191H61V189H60ZM71 191V190H70ZM84 191H86V192H88L87 194H89V189L87 188L86 190H84ZM83 191V192H84ZM91 191H90V193H91ZM96 191H98V192H95V191H93L92 193H95V195L96 196H99L98 198L99 199H101L103 196V194L101 195L99 192V189L98 190H96ZM161 191V190H160ZM4 192V191H3ZM11 192V191H10ZM20 192H21V190H20ZM52 192V191H51ZM50 192V193H51ZM76 192V191H75ZM75 192H74V194H75ZM79 192V191H78ZM103 192V191H102ZM111 192V191H110ZM147 192V191H146ZM168 192V191H167ZM5 193H7V192H4V194ZM41 193V192H40ZM97 193V194H96ZM105 193V192H104ZM107 193V192H106ZM105 193V194H106ZM112 193V192H111ZM110 193V194H111ZM178 193H181V192H178ZM44 194V193H43ZM63 194H64V192H63ZM86 194V193H85ZM99 194V195H98ZM149 195L150 194H152V192L151 193H148ZM147 194V195H148ZM154 194H158V192L156 193V191H155V193ZM153 194V195H154ZM184 194V193H183ZM187 194V195H188ZM2 195V194H1ZM73 195V194H72ZM84 195V194H83ZM82 194H81V197L83 196ZM108 196H109V194H107ZM142 195V194H141ZM174 195V194H173ZM175 195H176V193H175ZM3 196H8V194L7 195H3ZM38 196V195H37ZM40 197L42 196L41 194L39 195ZM50 196V195H49ZM70 196V195H69ZM88 196V195H87ZM86 196V198H88V199H90L91 200V196L89 197H87ZM112 196H113V194H112ZM111 196V197H112ZM144 196H146V194L144 195ZM144 196H142V197H144ZM186 196V195H185ZM184 196V197H185ZM68 197V196H67ZM75 198L77 197V195H75L74 196ZM74 197L72 196L71 198H72V200L74 199ZM85 197V196H84ZM101 197V198H100ZM141 197V198H142ZM148 196H146V198H147ZM150 197V196H149ZM164 197V196H163ZM210 197H212L213 198V200H215V202L216 203H214V207H213V210H212V212H209L208 211V209H209V205H210V202H207L208 200L207 199H209ZM1 198H3V197H1ZM6 198V197H5ZM5 198H3L2 200H7V199H5ZM8 198V197H7ZM34 198V197H33ZM96 198V197H95ZM109 198V197H108ZM181 198V197H180ZM19 199H20V197H19ZM18 199V200H19ZM40 199H42V201L40 200V202L39 203H44V204H46L45 202H44V199H43V196H42V198H40ZM64 200H66L65 198H63ZM139 199V198H138ZM154 199V198H153ZM179 199V198H178ZM177 199V200H178ZM184 199V198H183ZM9 200H11V199H9ZM21 200V199H20ZM24 200H28L27 198H24ZM37 200V199H36ZM64 200H61V201H64ZM71 200V199H70ZM70 200H67V202L68 201H70ZM94 200V199H93ZM92 200V201H93ZM146 200V199H145ZM158 200H160V199H158ZM50 201H51V199H50ZM56 201V200H55ZM60 201V200H59ZM87 201H89V200H87ZM104 201V200H103ZM107 201V200H106ZM143 201H144V199H143ZM154 201V200H153ZM3 201H0V203H2ZM14 202V201H13ZM16 202H18V201H16ZM34 202H36V201H34ZM113 202V203H114ZM130 202V201H129ZM144 202H146V201H144ZM150 202V201H149ZM8 204H9V202H7ZM23 203V202H22ZM29 203V202H28ZM56 203H57V201H56ZM62 203V202H61ZM65 203V202H64ZM92 203H94V202H92ZM140 203H142V202H140ZM139 203V204H140ZM157 203V202H156ZM3 204V203H2ZM11 204V203H10ZM35 204H38V203H35ZM50 204V203H49ZM48 204V205H49ZM60 204V203H59ZM103 204V203H102ZM116 204H115V206H116ZM142 204H144V203H142ZM142 204H140V206L142 205ZM147 204H149V203H147ZM1 205V204H0ZM22 205V204H21ZM26 205V204H25ZM39 205H41V204H39ZM38 205V206H39ZM57 205V204H56ZM56 205L54 206L55 208V210H56ZM69 205H70V203H69ZM96 205V204H95ZM113 205V204H112ZM112 205H110V206H112ZM145 205H143V206H145ZM8 206V205H7ZM24 206V205H23ZM31 206V205H30ZM35 206V205H34ZM46 206V205H45ZM60 205H58V208L57 209H59V210H62V208L61 207H59ZM91 206V207H90ZM106 206V205H105ZM105 206H104V208H105ZM107 206H108V204H107ZM139 206V205H138ZM41 207V206H40ZM9 208V207H8ZM32 209H33V205H32V207H31ZM36 208V207H35ZM68 208V207H67ZM66 208V209H67ZM110 208V207H109ZM131 208V209H130ZM73 209V210H74ZM1 210V209H0ZM9 210V209H8ZM33 210H35V209H33ZM33 210L31 211L32 213H33ZM69 210V209H68ZM112 210V209H111ZM111 210H109V211H111ZM28 211H30V210H28ZM27 211V212H28ZM42 211H43V209H42ZM54 211V210H53ZM69 211H72V210H69ZM116 211V210H115ZM143 211H144V209H143ZM1 212V211H0ZM63 212H65V209H64V211ZM24 213V212H23ZM29 214H30V212H28ZM144 213V212H143ZM17 214V213H16ZM14 215L13 217H15V216H17V215ZM19 215H20V213H18ZM34 214V213H33ZM46 214V213H45ZM50 214V213H49ZM84 214V213H83ZM0 215H1V213H0ZM2 215H4V213L2 214ZM25 215H27V214H25ZM24 215V216H25ZM72 215V214H71ZM78 215V214H77ZM82 216V215H81ZM84 216V215H83ZM143 216H145V218H144V220L145 221H143V222H141L142 220H143ZM175 216H178L177 218L175 217ZM21 217V216H20ZM23 217V216H22ZM77 217V216H76ZM75 217V218H76ZM16 219L18 218V216L17 217H15ZM40 218V217H39ZM38 218V219H39ZM176 218V219H175ZM219 218H221L220 220H221V222H220V225H217V223H218V219ZM1 219H3V218H1ZM40 219V220H41ZM11 220H15V219H11ZM31 220V219H30ZM39 221V220H38ZM84 221V220H83ZM11 222V221H10ZM15 222V221H14ZM31 222V221H30ZM3 223H5L4 225L6 226V223L8 224V221H5V222H3ZM2 223V224H3ZM12 223V224H11ZM9 225L10 226H6V227H9L10 229H12V228H14V224H13V221L11 222ZM19 224H20V222H19ZM23 224V223H22ZM14 225V226H13ZM4 226V227H5ZM16 226H18L17 224H16ZM15 226V227H16ZM21 225H19V227H20ZM24 226V225H23ZM171 226V227H172ZM18 227V228H19ZM32 227V226H31ZM17 228V229H18ZM191 228V227H190ZM30 228H28V230H29ZM7 230V229H6ZM172 230V229H171ZM193 230V229H192ZM2 231V230H1ZM8 231V230H7ZM7 231H6V233H7ZM85 231V230H84ZM83 231V232H84ZM176 231V230H175ZM82 231H80V233H81ZM86 232V231H85ZM88 232V231H87ZM156 230H155V234H156ZM159 232V231H158ZM170 232V231H169ZM191 232V231H190ZM147 233H148V231H147ZM146 233V234H147ZM161 233V232H160ZM177 233V232H176ZM3 234H5V231H4V233ZM7 234H9V233H7ZM77 234H79V236H82V237H79ZM84 234V233H83ZM6 235V234H5ZM25 235V233H24V236H26ZM149 235V234H148ZM163 235V234H162ZM164 235H166V234H164ZM170 235V234H169ZM176 235V234H175ZM70 236V235H69ZM147 236V235H146ZM168 236V235H167ZM172 236V235H171ZM177 236H179V237H177ZM176 237H174V239L173 238H171V242H170V245L169 246H167V249H166V251H165V253L166 254H168V255H170V253L173 251L174 253H175V250H179V252L178 253H176V254H178L175 258H179V260H181V257H187V259H188V256H195L194 257V259H196V258H198V259H200L201 261H206V259H205V257H203L205 260H203L202 259V257H200L199 258V256H197V255H195V253L194 252H192V254H189V253H180L182 250H180V247H181V245L183 244V241H181V237H183V233H182V235H177ZM186 236H187V234H186ZM185 236V237H186ZM45 237V236H44ZM152 237H154V236H152ZM161 237V236H160ZM67 238V237H66ZM65 238V239H66ZM69 238V237H68ZM67 238V239H68ZM143 238V237H142ZM169 238H170V236H169ZM47 239V238H46ZM48 239H50V238H48ZM64 239V238H63ZM183 239V238H182ZM5 240V241H4ZM154 240V239H153ZM164 240H166V239H164ZM1 241V240H0ZM46 241V240H45ZM69 241V240H68ZM170 241V240H169ZM187 241V240H186ZM191 241V240H190ZM49 242V241H48ZM60 242V241H59ZM58 242V243H59ZM69 242V243H70ZM165 242V241H164ZM168 241H166V243H167ZM68 243V242H67ZM160 243H162V242H160ZM192 243V242H191ZM226 244L225 246H229V247H231V249H228V251H225L222 247H220L221 246V244ZM42 244V243H41ZM47 244V243H46ZM50 244V243H49ZM57 244V243H56ZM60 244V243H59ZM59 244H57V245H59ZM63 244H65V243H63ZM62 244V245H63ZM158 244V243H157ZM163 244H165V243H163ZM56 245V246H57ZM68 245V244H67ZM162 245V244H161ZM185 245V244H184ZM40 246V245H39ZM43 246V245H42ZM41 246V247H42ZM49 246V245H48ZM21 247V246H20ZM51 247V246H50ZM63 247H65L64 245H63ZM67 247V246H66ZM38 248V247H37ZM43 248V247H42ZM53 248V247H52ZM56 248V247H55ZM146 248V249H147ZM152 248H154V247H152ZM159 248H161V246L159 247ZM225 248V247H224ZM28 249V248H27ZM50 249V248H49ZM59 249V251L58 252H62L61 251V249H62V246H60V248H58ZM97 249V248H96ZM100 249V250H101ZM163 249V248H162ZM188 249V248H187ZM190 249V248H189ZM15 250V249H14ZM17 250V249H16ZM21 250V249H20ZM99 250V249H98ZM148 250H149V248H148ZM186 250V249H185ZM204 250H203V252H204ZM5 249L4 250H2V252L3 253H5V252H8V251H5ZM28 251V250H27ZM41 251H43V250H41ZM40 251V252H41ZM143 251V250H142ZM151 251V250H150ZM160 251V250H159ZM164 251V250H163ZM1 252V253H2ZM36 252V251H35ZM45 252V251H44ZM46 252H47V250H46ZM67 252V251H66ZM161 252V251H160ZM2 253V254H3ZM43 253V252H42ZM63 253H65V252H63ZM164 253V252H163ZM163 253H161V254H163ZM198 253V252H197ZM196 253V254H197ZM202 253V252H201ZM205 254L206 256H208V254ZM6 254V253H5ZM12 254V253H11ZM15 254L17 255V252H15ZM26 254V253H25ZM28 254V253H27ZM35 254V253H34ZM56 254H58V253H56ZM95 254H97V253H95ZM137 254H139V253H137ZM15 255V256H16ZM32 255V254H31ZM37 255H38V253H37ZM60 254H58V256H59ZM65 255H67L66 253H65ZM145 255V254H144ZM199 255V254H198ZM218 255V256H217ZM4 256V255H3ZM12 256V255H11ZM21 256V255H20ZM24 255H22L21 257H22V261L25 259L24 257H23ZM53 256V255H52ZM68 256H69V254H68ZM160 256V255H159ZM159 256H158V259H159ZM2 257V256H1ZM13 257V256H12ZM29 257V256H28ZM38 257V256H37ZM147 257V264H157L156 262H157V256L155 255V254H151L150 255V253L148 254V256H145V258ZM236 257H238V259L236 258ZM24 258V259H23ZM29 258H31V257H29ZM61 258V257H60ZM102 258V257H101ZM134 258V257H133ZM164 258V257H163ZM174 258V259H175ZM209 258V257H208ZM208 258H207V260H208ZM221 258V257H220ZM5 259V258H4ZM28 259V258H27ZM26 259V260H27ZM35 259V258H34ZM197 259V260H198ZM237 259V260H236ZM6 260H7V258H6ZM8 260H9V257H8ZM31 260V259H30ZM33 260V259H32ZM95 260V259H94ZM102 260V259H101ZM131 260H132V258H131ZM130 260V261H131ZM167 260V259H166ZM169 260V259H168ZM175 260H177V259H175ZM191 260V259H190ZM211 260V259H210ZM209 260V261H210ZM3 261V260H2ZM38 261V260H37ZM45 261V260H44ZM43 261V262H44ZM49 261V260H48ZM140 261V260H139ZM160 261V260H159ZM5 262V261H4ZM10 262V261H9ZM17 263H14V264H20L18 261H16ZM27 262V261H26ZM41 262V261H40ZM52 262V261H51ZM65 262V261H64ZM133 262V261H132ZM165 262V261H164ZM186 262V261H185ZM194 262V261H193ZM202 262V263H203ZM214 262H216V261H214ZM25 263V262H24ZM23 263V264H24ZM30 263V262H29ZM28 263V264H29ZM48 263H50V262H48ZM56 263H58V262H56ZM129 263H131V262H129ZM161 263V262H160ZM187 263V262H186ZM205 264H206V262H204ZM222 262L220 261V264H221ZM238 264H239V262H237ZM26 264V263H25ZM31 264V263H30ZM67 264H68V262H67ZM103 264V263H102ZM105 264V263H104ZM142 264V263H141ZM144 264H145V262H144ZM170 264V263H169ZM178 264V263H177ZM193 264V263H192ZM199 264V263H198ZM222 264H224V263H222ZM240 264H242V263H240Z\"/></svg>",
	"mask_w": 264,
	"mask_h": 264
}]
</instances>
